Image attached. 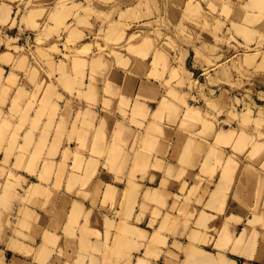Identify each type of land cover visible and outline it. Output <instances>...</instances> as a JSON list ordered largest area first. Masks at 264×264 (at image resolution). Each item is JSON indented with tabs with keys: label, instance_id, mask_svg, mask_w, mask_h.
<instances>
[{
	"label": "rangeland",
	"instance_id": "374dc122",
	"mask_svg": "<svg viewBox=\"0 0 264 264\" xmlns=\"http://www.w3.org/2000/svg\"><path fill=\"white\" fill-rule=\"evenodd\" d=\"M100 1L101 0H97V1L72 0V2H70V0H0V58L1 56L4 57L0 59V61H2V63L9 64L10 68L13 67V69H10L12 72L13 70L14 71L22 70L24 72L25 71L27 72L28 69L32 70L31 68L34 64V67L35 68L37 67L38 70L36 69L37 70L36 73L35 68H33L34 70L32 71H34V73L32 72V74L35 73L38 74L40 72V75L38 74V77L40 78L44 76L45 82L44 81L40 82L42 79L36 77L37 76L36 74H35L36 78H33L35 80L30 81L31 77L34 76V75H30V78L28 77L29 78L28 82L30 81V83L34 85L33 86L29 83L31 89L36 86L35 89H33L34 91H32V93L38 91L37 88L39 82L41 83V85L42 83H44V85H42V87L44 88L48 85V83L51 82L52 87L51 84L49 85L50 88L52 89L53 86L55 87L53 91H54V95L55 94L56 96L58 95L56 98L58 100L61 99L62 103L65 102L66 104H68L74 98H76L78 101L84 99L82 98L84 97L82 96L83 92H85V89H88V87L91 88L90 84H92L93 86L92 91H94L93 94L95 98L97 91L94 89L97 86L98 87L104 86L105 89L108 87L109 88V89L107 88L108 91L111 90L115 84L118 85L120 84L121 86L119 85L120 86L119 88L123 89V92L125 93L134 92L139 81L138 79L133 77L134 73L136 72L134 70H137L138 73V69L135 68V65H138L137 63L138 61L136 60V58L137 55L139 54L137 53V51H135L134 46L136 48L138 47L140 48L142 47V45H144V43H146L144 47L147 48L142 47L143 49L141 48L142 49L141 51L139 49L141 57L140 55H138L139 56L138 60H142L146 63L148 61L150 63V64L149 63L146 64L148 70L150 69L152 70V68L153 69L155 68L154 69L155 72L153 70L154 73L151 71L150 74H148L149 77L147 80H150L149 78L154 80L157 79L158 81L157 80L156 81L157 82L161 81L160 83H162V85L160 84V86L161 87L164 86L163 89H165L163 91L164 93L162 92V94H164L163 96L156 97V99H153L155 102L154 105L156 106V110H155L156 112L153 115L154 116L159 115L157 113L158 111H160L158 107H160L161 109L160 115L162 111L165 110L169 111V113L167 112V114L162 112L164 113L162 116L160 115L157 116L159 120L156 119L155 117L157 122H160L162 124V122L165 121L167 123L165 128L164 126L162 127L160 123H157L156 127L158 126L159 128V124H160V129H161L160 131H162L161 134L172 135L173 137L177 136L176 138H180L181 141H186L185 144H187L188 142L187 146L184 145V147L185 146L188 147L189 144L194 143L193 144L194 146L191 145L192 146L190 147L191 149L188 147L190 149V150L187 149L189 152H187L186 149L183 147L182 151L184 153L186 151V153L190 155L186 157L187 158L186 159L187 163H186V161L184 162L182 160V159L185 160V158L183 157H185L184 155L186 153L184 154L182 152V157L180 162L183 164L182 165L183 167L188 165L187 167H189L190 169L194 168V170H196V168L200 164L201 161L199 162V160H197L198 161L197 163V161L191 159L193 151H196L194 153H197V151H199V153H197L198 154L197 156H202L207 154V157H205L204 161L202 162L200 172L201 173L203 172L208 176L210 175V180L211 179L212 180L209 182L211 184L214 182L213 180L214 177L217 178V175L215 174L220 169L221 170L220 179L216 184V188L218 186L219 188L215 190H209L210 188L209 185L202 187V182L204 181V179L202 180L201 175H195V173H192L191 170L190 172L187 171L188 173L185 171L186 172L185 175L188 174L190 178H194L195 176H197L195 177L196 183L193 184L192 187L190 186V183L185 181L186 183L184 182L180 186L178 191H169L164 193L165 190H161L160 189L161 187L148 188L146 191L143 192L144 194L136 191L138 193L136 194L137 198H133V200L135 199L136 204L138 203L137 205H135V203L133 205V206H137L134 207V209H137L136 221L145 223L147 221V220L145 221V218L148 216L150 217L148 221V227L143 225L147 228V230H145L146 232L143 234V236L145 235V237H141L143 233L142 232L143 229H139L141 230L140 232H142L140 234V232H138V228L133 226L134 228H137L136 235L138 237H141L140 239H138V237L134 235L136 231L134 228L133 230L135 231L132 230L134 234H132L133 233L132 231L131 233L130 230H127L131 226L127 227L128 226L127 225L124 228L123 225L120 226V228L117 226L115 230L117 232L115 234V237L111 241L109 238L108 241L109 244L107 246L108 250L112 252L113 249L114 250L117 249L118 253L117 254L114 253V254L117 256L120 255L122 256V254L118 255L119 250L124 251L126 249L125 250L126 252L127 246H129L132 243V241L135 240L137 242L136 246H135L136 242L134 241L133 248H131L132 247L131 244L130 245L131 249L129 248L128 251L126 252V253L129 252V254H131V252L134 251L137 252L136 253L137 262L135 264H139V262L141 264L142 263L149 264L148 259L155 260L157 264H230L224 258H222L221 255L215 256L212 252L214 249L212 244L214 240V231L216 232V234H219V232H221L219 235L222 238L223 237L222 235L224 234L225 230L227 231L226 233H228L227 226L226 229L224 227L222 228L221 231H219L220 225H216V223L212 221V218H209L210 216L204 217L206 213L204 212L202 205L205 199H207V202L205 204L206 207H209L210 201L211 203H213L212 200H216L217 202L219 201L221 203L226 202V200L234 190L232 189V185L228 186V183L227 186L225 187L222 185L223 184L226 185V182H228L230 177L232 179L231 175L234 172L237 173L238 179L240 180L253 179L256 181V185L254 187V198L256 199V201L261 200L264 194V7H263L264 3H262L263 0H258V1L255 0L256 2H254V0L253 1L220 0L219 3H218L219 0H206V1L205 0H199V1L198 0H193V1L192 0H140L141 3L138 4L137 2H139V0H134V2H132L133 0L132 1L130 0L131 2L129 0L127 1L121 0L123 2H119L120 0H116V1L102 0V2ZM107 1L108 4H106ZM180 1L182 2L180 3ZM186 1L190 2L191 6L193 4L192 6L193 8L189 9V7H191L190 3H189V7L186 6L187 8H185V5H188V2ZM211 2L214 5L210 4ZM250 2L251 3L253 2V4L254 3L257 4H255L256 6L250 5L248 4ZM72 3L73 5L68 7L69 4ZM103 3L108 6H104ZM121 3H123L122 4L123 6L121 5ZM179 4L181 5L179 6ZM140 5L142 6L141 7L142 9L139 8ZM257 5L258 6L261 5L263 8L261 7L258 10ZM117 6L118 7L120 6L119 9L116 8ZM103 7H106L105 8L106 10ZM129 7L131 9H128ZM97 9L100 10L102 14L105 13L104 15L106 16L100 15L101 17H99V14L101 13H99ZM111 9L113 11L115 10L116 14L115 12L113 13ZM59 10L60 12L55 13L56 11ZM109 10H111L110 14H109L110 12ZM120 10L122 11V13ZM143 10L146 11L147 14L145 13L144 16L143 15L141 16V14L139 15L138 14L139 12L141 13L143 12L142 14H144ZM54 13L57 15V17L59 16L58 17L59 19H56L57 17L54 18L56 16ZM183 13L184 14L188 13L187 17L190 14L189 18H187L186 16L185 18L183 16ZM53 14L55 15L54 17ZM135 14H137V16ZM181 14L182 17H180ZM79 17L80 20L78 19ZM134 17L136 21L134 20ZM131 18L133 19L131 20ZM125 22L126 24H122ZM62 25L66 27H63ZM126 25H128V27H126ZM74 31H78L76 33H80L81 36L82 35L83 36L80 38L78 34H76L78 36V38H76ZM85 44L86 46L88 44L89 45L87 47L86 46L83 47L82 45ZM129 44L131 46H129ZM118 45H120V47H117ZM149 48L152 50H150ZM79 49L80 51H78ZM144 49H147L146 51L149 52L148 53L145 52ZM133 50L137 53V55L133 52ZM154 50L157 51L155 52ZM142 52L146 57L143 55ZM113 53H115V56L113 55ZM118 53H120L119 54L120 56L123 54L121 56L123 57V59H126L127 57L129 58L127 59L129 61L126 60L128 64H125L127 62L124 63V66L125 65L127 66L125 67L122 66L123 65L122 60L121 58L119 59ZM115 58L117 59L116 61L117 63L115 62L116 60ZM22 59H24V62L22 61ZM75 59L79 61L81 60L80 62L76 61V63L78 62L79 65H75L76 64ZM100 59L101 61H99V63L102 62V65L100 64V66L103 67L106 65L105 68L104 67L102 68L98 65L99 64L98 60ZM92 60L94 62L97 61V63H94ZM83 61L86 62L83 63ZM81 63H83L82 66ZM55 64L56 66H54ZM65 64L66 65L69 64L68 68L70 67L74 68V66H76L78 70L74 69L75 71H72L73 69H70L69 70L70 72H67L68 69L65 68L67 67L65 66ZM118 64L122 67V69L121 67H119ZM130 64L133 65L131 66ZM59 65H61L62 68H60ZM153 65L156 67H154ZM98 66L100 69H97ZM114 68L121 71L122 74H120L117 77H115V75L107 76V73L110 72V70L112 71V69ZM123 68L125 69L127 68L128 70L126 69L127 70L126 71ZM52 69L54 70L55 73L51 72ZM58 69L60 70V72ZM128 71H133L134 73L133 72L130 73ZM29 72L30 71L27 72L28 76H29ZM49 72L51 73L48 74ZM186 73L188 78L185 77ZM47 74L48 76H46ZM59 74L60 76L63 75V81H60L61 80L60 78H62V76L60 77ZM153 74H154L153 76L154 78L151 76ZM155 74L157 75L155 76ZM69 77L70 79L72 78V81L71 80L69 81L68 79ZM123 77L124 79H122ZM181 78L183 79V81L181 80ZM163 79L167 81H164ZM113 81H115V83ZM69 82H72L70 83L72 84L71 86ZM108 82L111 86L113 85L111 89H110L111 86L108 84ZM94 84L96 85V87ZM87 85L88 87H86ZM81 87L84 88L82 89ZM59 88L61 90L60 95L59 93L57 94ZM75 88L77 89V91L80 90V92L82 91L83 92L79 94V92L75 91L76 90ZM40 90L41 92H39ZM50 90H47L45 88V91L47 92L44 93L51 95L50 93H48V91L50 92ZM30 91H29V95L32 94L30 93ZM39 91L38 92L40 94H38V96H41L42 94L40 99L42 105L43 104L42 98L45 94L43 95V89L41 88V86L39 87ZM92 91H90V93ZM38 92L32 94V96L30 95L32 97L30 101L32 100L31 102L34 101L35 102L29 103V105L36 104V100L38 99L36 95ZM63 92H66V94L63 95ZM76 92L79 95L78 94L75 95L74 93ZM86 93L88 94L89 91H87ZM90 93L88 94L89 96ZM68 94H72L71 99H69L70 96ZM51 97L53 98V96ZM34 98L36 99L34 100ZM90 98H93V96L89 97V99ZM95 98L91 100L96 102ZM137 98L135 100L136 105L139 102V98L138 101ZM46 100L43 101L46 102L47 105H49L50 104L49 102L52 101V99L48 100L49 102ZM122 100H121L122 103L125 102L129 103L127 101L128 99L125 101L124 96ZM158 100L161 101L159 102ZM168 100L172 102V105L173 103L176 104L174 106H176V108L178 109H176L173 106H170L171 104L167 103L169 102ZM52 102L51 104L54 103ZM56 104L57 102H55L53 105ZM138 104L139 105L137 107L140 106L142 107V105H140V102ZM47 105H45L44 108L46 109V111L50 109L51 111L50 116H52L53 114H55L54 110L52 111L54 107L49 106V109H47L48 108ZM33 106L30 107L32 108ZM58 106L59 105L57 104V107ZM190 108L191 110H189ZM135 109L137 110L136 106L134 107V110ZM192 109L193 110L195 109L196 111L195 110L192 111ZM80 110L81 109L79 108L78 111L79 115L77 114L78 115L77 120H79L80 117L83 118L82 121L91 119L89 118V116H87L85 112L81 113ZM140 110L137 112H141L143 109L141 111ZM191 111L194 113L190 115L191 117L192 115L194 116L196 114L192 118L188 114V112ZM182 112L183 113L186 112L185 115H183ZM196 112H198V115ZM80 114L83 117L80 116ZM186 114L190 118V121H188L189 118L186 116ZM189 124L191 125L194 124V125L191 126ZM197 130L200 131L197 132ZM221 133H223V135H220ZM224 134H226L225 137ZM83 135L84 134H82V136ZM198 139H201V141ZM190 141L193 143H190ZM205 141L207 142L205 143ZM200 143H203V145H201ZM83 144H79V146L80 145L83 146V147L80 146V148H86V145L84 147ZM198 146L200 147L197 149ZM208 147L210 148L209 152H208L209 150ZM96 149L95 151L97 152ZM67 150H69V148L65 149V155L67 156L65 158V155H63L64 160L62 158L61 160L62 164L60 163L61 168L59 166V169L61 170L60 172L62 173L60 176L62 177L63 175V179L65 177V174L68 172L69 169L68 165L71 163L70 154L68 157V152H66ZM79 152L80 151L77 152L78 155ZM80 154H82V152ZM75 155L77 154L75 153ZM219 155L221 156L219 157ZM82 156L84 155L82 154L79 155L78 157L75 156L77 159L73 161V164L75 165V161L77 163L78 158ZM216 158L219 161L216 160ZM89 160H87L86 157L84 156V158L81 159L83 164L80 161L79 163H81V166H79L80 165L79 164L78 169L81 171H83L86 167L90 169V167L88 166L91 165L95 166L94 168H97L96 167L97 164L96 163L91 164L92 162L88 163ZM213 160L217 161L218 163L216 162L215 164ZM91 161H93V163L95 162L94 159ZM30 162H33V160H30ZM110 162L111 164L114 163L112 161ZM183 162L186 164H184ZM209 162L210 165L215 164V166L210 167ZM34 163L35 162L31 163V165L33 164L34 166ZM85 163L91 165L87 166ZM232 163L233 164L235 163V165H233ZM47 164L45 166H47ZM74 165H72L73 169L75 171H78L76 170V168H74L78 166H74ZM217 165L220 167H218ZM230 167H232V170L230 171V173H228L226 169ZM32 168L33 167L31 166V169ZM48 168L50 169V167ZM87 168L86 170L90 172L91 169L89 170ZM94 168L92 167L93 172L92 171L90 172L91 176H93L94 173H96ZM88 171L87 173H89ZM64 172L65 174H63ZM182 172L185 173L183 170H181V175H180L181 177L184 175ZM212 172L213 174H211ZM226 172L228 173L227 175L225 174ZM8 175L10 176H7L5 183V185L8 186V187L5 186L6 199H9L10 197V193L12 192V190L10 189H13L15 187H21L22 185L21 184L22 180L20 179L21 178L20 176H16L14 175V173L13 175L11 174ZM223 175L226 176L222 177ZM198 177L201 178L202 181L198 179ZM42 179L44 178L42 177ZM63 179L61 178L59 180L62 181ZM197 179L201 182L199 183L200 187L197 184L199 182ZM223 181H225V183H223ZM10 182L15 183V186ZM220 182L223 184H221ZM184 184L185 186L183 187ZM9 185H11V187L13 188H9ZM162 185H164V183H162ZM165 186L167 185H164V188ZM171 186L176 187L175 185H169V187ZM111 188L112 187H110V190H112V192L114 193V195L111 193V197L113 196L112 199H114L113 201H115V204L109 202L110 214L117 215L121 217L122 220L123 219L127 220L130 217L132 218L134 212L132 213L131 210L128 211L131 206L127 210L128 214L131 212L130 213L131 215H129V217L128 215H126L127 218L125 215H124L125 218L122 217L123 216L122 213L126 209L123 204L124 200L127 201L129 199V198L127 199L128 194L126 195V193H129L130 191L129 190L128 192L125 191L123 193L124 195L122 193H119L123 198L121 197L120 200L122 203V205L120 204L121 205L120 211L117 212L115 205H117L120 202L118 200V197L116 198L117 194L115 193L117 192L113 191V189ZM188 188L190 189V191H188ZM110 190H109V194H110ZM107 191L105 192L106 194ZM161 191L162 193H160ZM87 193H85L88 195L86 197L89 198L91 194L89 192ZM105 193H104V198H107L106 196L108 194L105 195ZM170 193L171 195L169 198ZM133 194L132 196H134ZM129 196H131V194H129L128 197ZM132 196L130 198H132ZM111 197L110 199L107 198L104 201L105 202H108L110 200L112 201ZM137 199H140V201H137ZM149 199L152 201V203ZM132 202L130 203L132 204ZM199 208H201L203 214H202L201 222L197 223L196 219L197 220L199 219V214H198ZM222 210H223L222 207L219 208V211ZM256 210L257 209H253L252 211L256 213L255 212ZM125 214H127V212H125ZM124 222L126 223V221ZM109 227L111 228V226ZM126 231H129V233L131 234H128V232ZM207 233L212 235V237ZM121 235L124 237L125 240L126 239L131 240L126 238L129 237L130 235L131 237L132 235L134 236L132 238L133 240H131V242L129 241L130 242L129 245L125 246L128 243L125 242L123 239H121V237L119 238V236ZM124 235L127 236L125 237ZM116 238L118 240L115 241ZM211 238L212 240L210 241ZM119 239H121L122 242H124L125 249H123V245L121 244L120 242L121 240ZM240 240L241 239H238L237 243L241 242ZM218 241L220 242V239ZM222 241L223 244L225 245V243H228V241L230 240H227V238H225L224 235V238H222L220 243H222ZM219 242L218 244L215 245L216 249H219L220 245L221 247L224 246L223 244L219 245ZM138 243L139 246L142 247L136 248L138 247ZM197 244L200 246H198ZM121 245H122L121 248L122 250L118 249ZM111 252H110V254L112 255L111 257H113L114 259L111 258L112 260H110L111 262L109 261V264L111 263L114 264L117 261V258L115 262L113 261L117 256L115 255L113 256L112 253L114 251L112 253ZM110 254L108 252V256L107 259L105 260V264H108L107 260H109L108 257ZM121 256L119 257L120 259L119 261H117L118 262L117 264H126L127 263L125 258L126 254L125 256L123 255V258ZM129 257L127 256V258L130 259L129 261L130 264H134L133 258H135V256L129 255ZM129 262L127 264H129Z\"/></svg>",
	"mask_w": 264,
	"mask_h": 264
},
{
	"label": "crops",
	"instance_id": "0c3cea01",
	"mask_svg": "<svg viewBox=\"0 0 264 264\" xmlns=\"http://www.w3.org/2000/svg\"><path fill=\"white\" fill-rule=\"evenodd\" d=\"M2 66V67H1ZM2 69V71H4V73H2V72H0V76H1V82H0V85L2 86H5L6 84H8L7 86L8 87H12V85H14L13 87H12V89H11V87H10V89L8 88V90H7V86H5L4 87V89H3V86H2V88H0V91H1V89H3L4 91L5 90H7L5 93H6V95L4 94V91L2 90V92L1 93H3V96H5V97H3L2 96V98H1V102H2V100H3V98H5V100H9V101H7V102H5V100H4V106L2 105V103L0 104V105H2L1 107H0V111L3 113H0V120L3 122V120H2V117L3 118H5L6 119V117H5V115H7L8 113H10V114H8V116H12V114L13 113H15V114H17V116H15V114H13V116L12 117H10L11 118V120H10V118L9 117H7V120H4L5 122H6V124H7V128L9 129H7L6 128V126H5V122H3V124H4V127L7 129V131H9L8 132V135L6 134L7 133V131H4L3 132V129H4V127L1 129L0 128V130L5 134V136H6V138L3 136V140H2V135H3V133L0 131V133L2 134L1 135V137H0V140H2L0 143H1V147H0V166L2 167V168H5L4 170H5V172H6V175H5V172L3 171V169H1L2 170V172H4V174H2L1 175V173H0V176H1V178H0V180H4V181H2V183H6V178H7V175L9 174V172H11V173H15L16 174V172L18 173V174H16V176L18 175V176H20L21 177V180H22V185H21V187H15V189H13L12 190V192L14 193H12L11 192V196H10V198L9 199H6L4 196H5V194L3 193V191L5 190V188H4V184H2L1 183V181H0V264H105V260L107 259V256H108V252H109V250H108V241H109V239H108V236H109V238L111 237V240L114 238V236H115V234H116V231H115V228L118 226V224H119V226L118 227H120L121 225H123V222L125 221L124 219H123V221H122V219H121V217H119V216H117V215H111L110 214V210H109V206H110V204L109 205H107L106 203H104V193L107 191V187H108V185L110 184V186H112V188H113V190L114 191H116L117 193H118V198L120 199L121 198V196H120V194L119 193H122V192H124V190L125 191H127L126 189H128V190H130V189H132V188H134V186H136V188H135V191H138V192H141V193H143L144 191H146L148 188H160V189H164V188H162L163 187V185H162V183H164V182H168L167 184H165V185H167V186H165V190L166 191H178L179 190V188H180V186L182 185V181L184 182V181H187L188 183H190V186H192L193 184H195L196 183V176L194 177V178H191L190 179V177L188 176L187 177V175H183L182 177L180 176L181 175V170H182V168H183V166H182V163L180 162V160H181V157H182V150H183V147H184V145H185V143H186V141H181V139L180 138H176V137H173L172 135H166V137H165V135L164 136H162L163 134H161V135H159V134H157V136H160V137H157L156 136V133L155 134H153V135H151L152 133H154V131H155V129L153 128V127H151L154 131H152V129L150 128V129H148V130H150V135L148 134V130L146 129V128H149V125H151L152 126V124H153V122L155 123V117H154V115L153 114H155V110H156V106L154 105L155 104V102H154V98L155 97H160L161 95H162V92L164 91V89L160 86V84H159V82H157L156 80H153V79H150V80H147L148 79V76L147 75H145V76H143V75H141V76H137V79L139 80L138 81V84H137V87H138V85H140L142 82H141V79H142V81L144 80V81H146L147 80V82L150 84V85H152V87H153V85H154V88H158V90H159V93H158V90H156L155 89V91H153L152 90V92L153 93H156V94H153L151 91H150V93H149V91L148 90H143V92H141L142 90H141V87L139 88H137L136 87V92L134 93V92H129V93H124L123 94V89H119V85L118 86H116L118 89H116V90H118V95H117V93H115L116 92V90L114 89V88H112L110 91H106L107 92V94H106V92H105V88L104 87H102V89H103V91L102 90H100V92L98 93L99 94V96H101V97H99V98H97V99H99V100H97L98 102H99V104H97L98 102H94V104H92L91 105V103H93L92 101L90 102V100H89V102L88 101H86V99L84 98V99H82L81 101H78L76 98H74L70 103H68V104H66V103H62V101L59 99V100H57V98L55 97L54 98V100H52L53 102H57V104L60 106L57 110L58 111H55V117H54V115H53V117H54V119H53V123H51L50 125L52 126L53 125V127L55 128V130H53L54 128L53 127H50V125L48 124V123H50V120H49V122H48V120H47V118L49 117V115H46V113L47 114H49L50 112H49V110L48 111H44L43 112V110L41 109V111L43 112V113H41L42 114V116H41V118H40V116L38 115V116H36L37 114L36 113H38V112H40L39 111V109L40 108H42V107H38V106H41V103H39V102H41V101H39V100H37V103L36 104H34V106L32 107L33 109H34V111H32L31 109H29L30 107H28V105H29V99H30V95H29V91L31 90L30 89V85H29V82H28V74L27 73H25L24 71H22V70H20L21 72H19L18 71V73H16L17 71H15V72H12L11 70H10V67H9V64H7V63H2L1 61H0V70ZM24 72V73H23ZM11 73H14V75H16L17 77V81H16V79H15V83H20V84H15V83H13V82H11V80L13 81V78H10L11 80H9V77H11L10 75H12ZM22 73V74H21ZM8 74V75H7ZM27 74V75H26ZM4 75V76H3ZM13 75V76H14ZM25 75V76H24ZM22 76H23V78H24V81H22ZM143 76V77H142ZM15 77V76H14ZM21 77V78H20ZM27 77V78H26ZM6 78V79H5ZM43 78V77H42ZM41 77H40V79H42ZM141 78V79H140ZM20 79V80H19ZM26 79V80H25ZM6 80V81H5ZM9 80V81H8ZM7 81L10 83L11 82V84H9V83H7ZM20 81V82H19ZM22 81V82H21ZM25 81H26V83H25ZM152 81V82H151ZM4 84H3V83ZM24 82V83H23ZM153 82H155V83H153ZM13 83V84H12ZM21 83H22V85H21ZM140 83V84H139ZM26 84H27V86H26ZM19 85V86H18ZM115 85H117V84H115ZM157 85V86H156ZM0 86V87H1ZM17 86L18 87H20V89L21 88H23V92L25 91L26 93H23V94H25V95H23L22 96V93L20 92V90L18 91V89H17ZM24 87H26L25 89H27V91L24 89ZM160 87V88H159ZM14 88V89H13ZM17 90H16V89ZM33 89V88H32ZM105 89V90H104ZM113 89H114V91H113ZM138 89V90H137ZM162 89V90H161ZM9 90H11V91H9ZM17 91V94H18V92L21 94V96L22 97H20V96H18L19 98H16V97H14V95H13V100H14V98L15 99H18L19 101H18V103L17 104H15V106L17 107V109L18 108H20V106L22 105V107L21 108H23L24 109V111H25V113H23V109H19V111L17 110V109H15L14 107H12V106H14V102H15V100H14V102H10L11 100H10V98L12 99V94H16V92H14V91ZM141 90V91H140ZM21 91H22V89H21ZM32 91V90H31ZM60 88L58 89V93H60ZM111 91H112V93L114 94H116L117 95V97L115 98V94L114 95H111L110 93H111ZM148 91V92H147ZM7 92H8V94H7ZM11 92V93H10ZM14 92V93H13ZM28 92V93H27ZM120 92V93H119ZM0 93V96L2 95ZM102 93V94H101ZM106 95H104V94ZM143 94L144 93V97H145V95H146V99L147 98H149V96H150V99L151 98H153L152 100H150V99H145L144 97H140L139 98V101H140V103H142V104H144V105H142V107L144 106L145 107V110H144V114L145 115H141V114H143V112H140L141 114L140 115H138L139 113L137 112V111H135L136 113H134V107H133V109H131V107L132 106H134V105H132L133 103H135V101L134 100H136V97L137 96H141V95H139V94ZM148 93V94H147ZM16 94V95H17ZM20 94H18V95H20ZM26 94H28L27 96H26ZM64 94H66V92H63V95ZM77 93H75V95H76ZM101 94V95H100ZM132 94V95H131ZM134 94V95H133ZM150 94V95H149ZM160 94V95H159ZM9 95V96H8ZM69 95V94H68ZM67 95V96H68ZM111 95V96H110ZM124 96V97H126V98H128V99H130L129 101V105H126V106H124L123 104H125V103H122L121 102V100H122V96L119 98L118 96ZM129 95V96H128ZM135 95H137V96H135ZM147 95H148V97H147ZM154 96V95H156V96H154V97H151V96ZM159 95V96H158ZM70 97V99L72 98L71 96H72V94L71 95H69ZM130 96H131V98H130ZM135 96V97H134ZM6 97H7V99H6ZM87 97V96H86ZM89 97V96H88ZM88 97H87V100H88ZM103 97V98H102ZM107 97L109 100L111 99V102L113 101V103H111V102H108L109 104H110V107H107V106H109V104L107 105L106 104V106H104L105 105V102H106V100H107V98L105 99V98ZM110 97H113V98H110ZM134 97V98H133ZM39 98H41V96H39ZM119 98V99H118ZM28 99V100H27ZM103 101H102V100ZM121 99V100H120ZM134 99V100H133ZM145 99V100H144ZM56 100V101H55ZM104 100H105V102H104ZM118 100H120V101H118ZM127 100V99H126ZM149 100V101H148ZM96 101V100H95ZM142 101V102H141ZM17 102V101H16ZM15 102V103H16ZM22 102V103H21ZM24 102V103H23ZM26 102V103H25ZM89 103V104H85V103ZM102 102H103V104H102ZM115 102V103H114ZM116 102H118V103H116ZM133 102V103H132ZM122 103V104H121ZM25 104V105H24ZM62 104V105H61ZM115 104H118L117 105V107L115 106ZM20 105V106H19ZM24 105V106H23ZM67 105H68V110L70 111V114H67V112H68V110H67ZM81 105V112L83 111V112H85L86 114L88 113V111L90 110V111H92L94 114L95 113H97V117H95L94 119H91L90 121H91V123H92V120L94 121V123H88V125L89 124H91V125H93V128L91 127V126H89V128H91L90 130H91V132H89V130L88 131H86L87 133L89 132V133H92V134H89V135H91V137L89 136V135H87L86 134V132H85V135H87V136H85V141H84V144L86 143L88 146H90V147H87L86 146V148H82L81 150H80V147H79V144L81 143L82 144V139H81V137H80V135H78L79 133H83V131H85L86 129H88V128H84V127H86L87 125V122H88V120L86 121H81V118L79 119V120H77V114H78V111H79V106ZM86 105V106H85ZM89 105H90V107H89ZM95 105V106H94ZM96 105H98V106H96ZM123 105V106H122ZM146 105V106H145ZM19 106V107H18ZM62 106V107H61ZM72 106V107H71ZM74 106V107H73ZM77 106V107H76ZM92 106V107H91ZM94 106V107H93ZM119 106V107H118ZM127 106H129L128 108H127ZM39 108L38 109V111H36V108ZM84 107V108H83ZM100 107L102 108V109H100ZM112 107H113V110H112ZM124 107H126V108H124ZM3 108V110H1ZM11 108H14L15 110H16V112H14L15 110L13 109H11ZM28 108V111H26V109ZM62 108V109H61ZM71 108H73L72 109V112H71V110L70 109ZM90 108V109H89ZM119 108H121V112H122V110L124 111V112H122V113H125L124 115L120 112V109ZM123 108V109H122ZM146 108H147V111H146ZM149 108H151L150 110H149ZM61 109V110H60ZM77 109V110H76ZM98 109V110H97ZM119 111H118V110ZM154 109V110H153ZM10 110H12V111H10ZM22 110V111H21ZM67 110V111H66ZM104 110V111H103ZM107 110V111H106ZM110 110V111H109ZM117 110V111H116ZM133 110V111H132ZM60 111V112H59ZM113 111H115V112H113ZM149 111V112H148ZM152 111V112H151ZM154 111V112H153ZM13 112V113H12ZM21 112H22V114L24 115V114H26L27 112L29 113H27V120L26 119H24L23 117L24 116H20L19 114H21ZM34 112H36V113H34ZM66 112V113H65ZM74 112V113H73ZM76 112V113H75ZM104 112V113H103ZM113 112V113H112ZM147 112V113H146ZM12 113V114H11ZM60 113L62 114L61 115V118H58L59 116H60ZM64 113V114H63ZM69 113V112H68ZM100 113V114H99ZM110 113V114H109ZM134 113V114H133ZM21 114V115H22ZM33 114V115H32ZM38 114H40V113H38ZM45 114V115H44ZM59 114V115H58ZM66 114L68 115V117H66ZM102 114V115H101ZM136 114V116H133L134 117V120H133V118H132V115H135ZM65 115V117L66 118H69V120H66V118L65 119H63V116ZM73 115V116H72ZM88 115V114H87ZM100 115V116H99ZM114 115V116H113ZM14 116H15V118H14ZM19 116L20 117H22V119L23 120H25L23 123L24 124H22V125H24V128L23 127H21L20 125V121H21V123H22V119H20L19 118ZM46 116V117H45ZM72 116V117H71ZM95 116H96V114H95ZM115 116H116V118H115ZM128 116V117H127ZM138 116H141V117H145V119L144 118H138ZM154 117V118H152V117ZM17 117V118H16ZM31 117V118H30ZM37 117H39L38 118V120L36 119ZM75 117V118H74ZM114 117V118H113ZM124 117V118H123ZM147 117V118H146ZM9 118V119H8ZM100 118V119H99ZM105 119V120H103V119ZM135 118H137V119H135ZM30 119H34L35 121L34 122H38L37 124L39 125V126H37V125H35L34 127L32 126V124L31 123H34L33 121H30ZM40 119V120H39ZM64 120V124L65 125H67V126H64L63 125V129H62V125L60 124V123H62V121ZM71 119V120H70ZM74 119V120H73ZM99 119V120H98ZM130 119V120H129ZM135 122H140V121H142V122H140L139 124H141V126L143 127V125H144V128H142L141 126L139 127V126H137V125H132V123H131V121L132 120ZM150 119H151V121H150ZM153 119V120H152ZM10 120V124H11V121L14 123V121H15V123L17 124V122H18V124L17 125H19L20 127V129L17 131V130H14L15 128H16V126H15V124H14V126H13V124H11V125H9V122H7V121H9ZM58 120H59V122H58ZM62 120V121H61ZM65 120H66V123H65ZM77 120V121H76ZM102 120H103V122H102ZM118 121V123L120 124H118L119 126H121V127H123V126H125V129L123 128V132H121L122 131V128H118L119 126L118 125H115L117 122H114V121ZM123 121V122H120V121ZM138 120V121H137ZM146 122V124H145V122ZM0 121V126L1 125H3L2 124V122ZM27 121V122H26ZM29 121V122H28ZM52 121V120H51ZM69 121V122H68ZM76 121V122H75ZM89 121V122H90ZM100 121V122H99ZM106 121V122H105ZM113 123H112V122ZM45 122V124H43ZM60 124V126L58 125V123ZM67 122H68V124H67ZM73 122H75V123H73ZM79 122L80 123H83L84 124V122H85V125L83 126V128H84V130H83V128H82V125L83 124H80L79 125ZM101 122L102 123H105V124H103L104 125V128H103V126H101L102 124H101ZM131 123V124H129V123ZM148 122V123H147ZM150 122V123H149ZM56 123H57V125H58V127H59V129H60V131L59 132H65V135H64V133H62L61 134V136H60V133H59V136L61 137H59L60 139H61V142H60V144L58 145L57 144V141L59 140L60 141V139H57L58 138V135L56 136V132L55 131H57V130H59L58 129V127H57V130H56ZM69 123H71V124H69ZM109 123H111V125L109 124ZM123 123V124H122ZM143 123V124H142ZM158 123H160V122H158ZM28 124V125H27ZM29 124H31V126L29 125ZM46 124H48V126L50 127H48L47 126V128H45L46 127ZM63 124V123H62ZM96 124V125H95ZM98 124V125H97ZM122 124V125H121ZM127 126H129V127H127ZM137 124V123H136ZM156 124H157V121H156ZM9 125V126H8ZM26 125H27V127H26ZM44 126V128H43V126ZM73 125H74V127H73ZM75 125L77 126L76 128V130L74 129L75 128ZM110 125V126H109ZM167 125V123L164 121V122H162V125L161 126H164V128H165V126ZM10 126L12 127V129L10 128ZM40 126H42V127H40ZM79 126H81V127H79ZM101 126V127H100ZM107 126H108V128H107ZM116 126V127H115ZM118 126V127H117ZM147 126V127H146ZM154 127L156 126L155 124L153 125ZM18 127V126H17ZM30 128V130H29V128ZM36 127H38V129L36 128ZM64 127H67L66 128V130H64L65 128ZM70 127H71V130H70ZM81 129L82 128V130L83 131H79V128ZM88 127V126H87ZM96 127H98V128H96ZM113 127V128H112ZM14 128V129H13ZM34 128V129H33ZM43 129V130H41V129ZM49 128V131H44V130H46V129H48ZM96 128V129H95ZM100 128H101V130H100ZM114 128H117L118 129V131H120L121 133H119L118 131H116V132H118L117 134H120L121 135V137H120V135H117V136H119V137H117V138H121V142L120 141H118V139H116L115 137H116V133H114L115 132V130H114ZM133 128V129H132ZM23 129V131H21ZM26 129H28L29 131H28V134H31L32 132V135H33V137L31 136L30 137V139L31 138H33L34 140L31 142L29 139V141L27 140V136H28V134H27V131H25ZM32 129V130H31ZM35 129H37V130H35ZM70 130V132H68L69 130ZM104 131H103V130ZM114 131H113V130ZM121 129V130H120ZM140 129V130H139ZM5 130V129H4ZM11 130V131H10ZM13 130V131H12ZM41 130V131H40ZM50 130H53V131H51L50 132ZM64 130V131H63ZM74 130V136H72V135H70L71 133H72V131ZM78 130V134H77V131ZM97 132H96V131ZM98 130H100L101 131V133L103 134H101L100 133V131H98ZM109 130H110V132H109ZM111 130H112V134H111ZM126 130V131H125ZM128 130L130 131V130H132V131H130L131 132V134H130V132H129V134H128ZM144 130H146L145 132H144ZM32 131V132H31ZM39 131H40V134H39ZM108 133H107V132ZM124 131L126 132V134L124 133ZM10 132H12V134L10 135ZM17 134V137H16V135H15V133ZM18 132V133H17ZM25 132H26V134H25ZM31 132V133H30ZM34 132H35V134H34ZM43 132V133H42ZM44 132H46V133H48V132H50V135H48V138H46L47 139V141L48 142H51V144L52 145H54L55 144V142H56V144L58 145V148L56 149V151L57 152H59V153H56L55 154V156L54 155H52L55 151L53 150V149H55V148H52V145L50 144V143H48L47 141H45L44 140V143L43 144H41L42 143V139L44 138V137H46V133L44 134ZM52 132H55V133H52ZM96 132V133H95ZM100 133V135L99 136H101L100 137V139H99V136H97L99 133ZM132 132H133V134H132ZM141 132V133H140ZM52 133V134H51ZM68 133V134H67ZM98 133V134H97ZM113 133H114V135H115V137H114V139L115 140H113V137L112 136H114L113 135ZM134 133L135 134H137V135H135L134 136ZM146 133H147V136H146ZM19 134V135H18ZM49 134V133H48ZM106 134V135H105ZM107 134H108V136H107ZM144 134V135H143ZM9 135H10V138H9ZM15 135V136H14ZM23 135V136H22ZM36 135V136H35ZM37 135H39V136H37ZM42 135H44V137H42ZM53 135V136H52ZM64 135V136H63ZM66 135H68V137L66 136ZM69 135H70V139L71 140H73V141H71L70 139H69ZM126 136V138L127 139H125V136ZM129 135V136H128ZM130 135L132 136V137H130ZM141 135H143V136H146V137H143V136H141ZM14 136V137H13ZM22 136V137H21ZM30 136V135H29ZM77 136H79L80 137V139L81 140H79V137H77ZM94 136V137H93ZM122 136H123V138H122ZM128 136V137H127ZM157 137V144H155L156 142H154L153 141V143L156 145V151H155V149H154V144H153V146H150V145H152V144H150V142H148V141H146V144L145 145H147V144H149V145H147V147L146 146H142L143 144V140L144 139H142V138H145V139H147V137ZM55 137H57L56 139H57V141L55 140ZM73 139H72V138ZM76 137H77V140H79V141H76ZM87 137V138H86ZM90 137V138H89ZM96 137H98V138H96ZM130 137V138H129ZM136 137V138H135ZM140 137H141V139H140ZM151 137V138H152ZM8 138H9V140L11 139V138H13V141H15L14 140V138L16 139V144H15V142H13L12 140H8ZM26 138V141H27V143H25V141H24V143H23V139H25ZM29 138V137H28ZM38 138V139H37ZM93 138H94V141H93ZM110 138V139H109ZM134 138V139H133ZM38 140V142H37V144H36V141ZM40 139H41V141H40ZM45 139V138H44ZM87 139V140H86ZM103 140V141H105L104 143L102 142V144H101V141H99V142H97V143H95L96 141L95 140ZM122 139L124 140V141H126L124 144H127V146H125L124 144H123V141H122ZM136 139V140H135ZM162 139V140H161ZM164 139V140H163ZM5 140V141H4ZM32 140V139H31ZM36 140V141H35ZM52 140V141H51ZM54 140H55V142H54ZM66 140V141H65ZM69 140V141H68ZM108 140H110V141H108ZM117 140V141H116ZM128 140H129V142H128ZM132 140H135V143L137 142L139 145H137V143L135 144V143H132L133 141ZM140 140H142V141H140ZM152 140V139H151ZM21 141V142H20ZM76 141V142H75ZM86 141H88L89 142V144H88V142H86ZM91 141V142H90ZM108 141V142H107ZM145 141V140H144ZM177 141H181V142H177ZM10 142H12V143H10ZM19 142V143H18ZM28 142H29V144H31V146L30 145H28ZM41 142V143H40ZM53 142H54V144H53ZM80 142V143H79ZM108 144H107V143ZM112 142V143H111ZM117 144V146H119L121 149L119 150V152L120 153H118V155L120 156L119 158L118 157H115V162H114V164H112V166L114 167L113 168V170H112V168H110V167H112V166H110V165H107V163H108V160L109 159H111V157H113V155H112V153L111 152H115V151H112V150H110V149H113V147H115V143ZM142 142V143H141ZM177 142V143H176ZM6 143V144H5ZM10 143V144H9ZM18 143V144H17ZM22 143V144H21ZM92 143H93V145H92ZM98 143H100V144H98ZM141 143V144H140ZM159 143H161L162 144V146L164 147H162L161 146V148H160V146L158 145ZM170 143V144H169ZM5 144V145H4ZM14 144H15V146L16 147H18V145L21 147V148H25L26 146H25V144H27V147L28 146H30L28 149H26V150H28V153H26L27 155V158L26 157H23L24 155H25V149L23 150V151H21L20 150V147L19 148H16L15 146H14ZM41 144V145H40ZM49 144V145H51V149L50 148H48L49 147V145L47 146V145ZM56 144H55V146H53V147H57L56 146ZM85 144V145H86ZM95 144L96 145H100L99 147H101V145L103 146V149H102V147L100 148V149H102V150H100V152H102V153H96L95 155L94 154H92V152L94 151L93 149H95L94 148V146H95ZM103 144H105V145H103ZM121 144H123L122 146H120ZM131 144H132V148H131ZM134 144V145H133ZM181 144V145H180ZM10 145V147H15V148H13L12 149V151L8 148V150H9V153L11 154V156L9 155H7V153H8V150H7V147ZM11 145H13V146H11ZM22 145H23V147H22ZM34 145H36V147L37 146H39L38 148H42V145H43V147H44V145L46 146L45 148H43V150L41 149V151H43V155L41 154V155H39V156H42V158L40 157L39 158V161H38V159H37V162H36V164L38 165H36L37 166V168H36V166H35V173L32 171V173H30V162H28L29 163V165H27L26 163H27V161H29L28 160V158H29V156H30V153H31V151H32V154H31V158H32V156H33V158L32 159H30V160H33V159H35V154H37V153H35V151L37 150V148L36 147H34ZM69 145V146H68ZM112 145V146H111ZM166 145V146H165ZM173 145V146H172ZM180 145V146H179ZM183 145V146H182ZM6 147V151L4 150L5 149V147ZM61 146V147H60ZM77 146L79 147V148H77ZM110 148H109V147ZM116 146V147H117ZM153 147V149L154 150H152V153L151 152H149V154L151 155H149L148 156V152H147V150L149 149L148 147ZM34 147V148H33ZM92 147V148H91ZM95 147H97V146H95ZM105 147H108V148H106V149H108V150H106L105 149ZM115 147V150L118 148H116ZM140 148V152H141V150L143 149V152H141L142 154L144 153V150H145V152H147V153H145V158L143 157L144 156V154H143V156H142V159L141 160H145L146 161V158L148 157V160L149 161H144V165L145 166H147V162H148V166L145 168V169H150V170H146L145 171V169L143 170L142 169V171H139V167H141L142 168V166L141 165H143V164H141L140 163V159H139V163H138V160H136L137 159V157H138V149ZM141 147H143V148H141ZM179 147V148H178ZM47 148H48V150L50 149V150H52V151H54L52 154L50 153V151H48L49 153H50V155H48V156H45V152H47ZM66 148H69L70 149V151H67L69 154H70V158H71V160H73V159H75L74 157H75V152H74V149H75V151L77 150V151H81L82 153H83V155L86 157V159H93L94 157H97L96 155H98V157H97V159H98V161H99V163H100V165H99V163H97V168H96V173L92 176V178L91 177H89L90 176V173H86L85 174V180H84V178H82L85 182L87 181V184L84 182L83 183V180L82 179H80L81 178V176H83V174L85 173L84 172V170H83V172L82 173H80V172H78V171H72L71 170V168H70V166H69V169H68V172L65 174V176L66 177H64V180H65V182H64V180H62V182L61 181H59L58 180V185L56 184L57 182V179H59V177H60V175H57L58 173H59V166H60V163H61V160H62V158H63V155H64V152H65V149ZM89 148V149H88ZM90 148H91V150H90ZM124 148H125V150H127V151H125L124 150ZM131 149V151H130V149ZM133 148H134V151H132L133 150ZM145 148V149H144ZM146 148H148V149H146ZM158 148H160V149H162L163 151H164V153L162 152V150H160V149H158ZM18 149L20 150V151H18ZM79 149V150H78ZM84 149H85V152H83L84 151ZM97 149H99V148H97ZM119 149V148H118ZM117 149V150H118ZM123 149V150H122ZM136 149H137V152H136ZM152 149V148H151ZM157 149H158V151H157ZM182 149V150H181ZM2 150V151H1ZM17 150V151H16ZM30 150V151H29ZM39 150L40 149H38V152H39ZM45 150V151H44ZM89 150V151H88ZM114 150V149H113ZM150 150V149H149ZM159 150H160V152H159ZM5 151V152H4ZM14 151V152H13ZM41 151H40V153H41ZM63 151V152H62ZM74 153H73V152ZM91 151V152H90ZM104 151H107V152H105L104 153ZM122 151V152H121ZM151 151V150H150ZM16 152H18V153H22V154H19L18 155V153H16ZM37 152V151H36ZM95 152V151H94ZM98 152V151H97ZM123 152L125 153V155L123 154ZM5 153H6V158H5ZM23 153H24V155H23ZM108 155H107V154ZM110 153H111V155H110ZM117 153H115L116 154V156H117ZM129 153V155L128 156H126V154H128ZM134 153H135V156H134ZM141 153H140V155H141ZM14 154H15V156H14ZM17 154V155H16ZM39 154V153H38ZM59 154V155H58ZM89 154V155H88ZM91 154H92V156H91ZM103 154V155H102ZM106 154V155H105ZM114 154V153H113ZM114 154V155H115ZM124 155V157L126 158L127 157V160L125 159V158H123V160H124V162L126 161V163H123V161L121 162V160H122V157H123V155ZM194 154V153H193ZM23 155V156H22ZM51 155H52V157H51ZM73 155H74V157H73ZM89 157H88V156ZM93 155H94V157H93ZM99 155H101V156H99ZM110 155V156H109ZM137 155V156H136ZM146 155H147V157H146ZM198 154H195L193 157H195L194 159L192 158V156H191V159L192 160H199V161H201L200 162V164L198 165V169L196 168V170H194V169H189V167L187 168V166H184L186 169H185V171H191L192 173H195V175H201L202 176V179L204 178V181L202 182V187H205L206 185L208 186L209 185V190H215L216 188V184H217V182L219 181V179H220V175H221V170L219 169L218 171L219 172H217L215 175H217V178H215L214 177V182L213 183H211L210 184V182H209V179H210V177L208 176V175H204V173L202 174L201 172H200V170H201V165H202V162L204 161V156L205 155H202V156H197ZM7 156L8 157H10L9 159L7 158ZM19 156H21L22 158V160H23V164H24V166H29L30 168H28V167H24L23 166V164H21L23 167H24V169H20V168H15V166L17 165V163H18V159H19ZM35 156V157H34ZM45 156V157H44ZM60 156H61V158H60ZM91 156V157H90ZM107 156H109V159L107 158ZM18 157V158H17ZM49 157V158H48ZM55 157V158H54ZM100 157H102V158H100ZM203 157V158H202ZM16 158H17V161H16ZM25 158V159H24ZM45 158V160H47V159H50L49 161H52L53 159L56 161H52V162H54V164L56 165H54L53 163V169L52 170H50V171H52V172H49L48 173V175L49 174H51L50 175V178L48 177V175L45 177V178H47L48 177V181L49 182H47V183H45V181L40 177V176H43V174H42V172H44V166L42 165L43 164V161H45V160H42V159H44ZM53 158V159H52ZM104 158V159H103ZM105 158H107V160L105 159ZM131 158H132V160H131ZM198 158V159H197ZM201 158V159H200ZM5 159L8 161L7 162V164H6V162H5ZM26 159H27V161H26ZM96 158H94V160H95ZM96 159V160H97ZM114 159V158H113ZM117 159H119L118 161H117ZM202 159H203V161H202ZM70 160V161H71ZM106 160V161H105ZM158 160L161 162V164H159V162H158ZM19 161H20V159H19ZM74 161V160H73ZM114 161V160H113ZM135 161H137L136 163H138V164H141L139 167L138 166H136L137 164H135ZM38 162H39V164H38ZM58 162V163H57ZM104 162V163H103ZM110 162V161H109ZM118 162H121V163H123L122 164V166L123 167H121V166H119L120 164L118 163ZM130 162V163H129ZM156 162H158L157 164H159V165H156ZM166 162H167V164H166ZM19 163H22V161H20ZM72 161H71V167H72ZM106 163V164H105ZM6 164V165H5ZM104 164V165H103ZM5 165V167H3ZM116 165H118V166H116ZM129 165V166H128ZM157 167H156V166ZM7 166V167H6ZM10 166V167H9ZM41 166H43L42 168H41ZM144 166V167H145ZM151 168H150V167ZM158 166L159 167H161V168H158ZM182 166V167H181ZM58 168V170H57V168ZM102 167V168H101ZM106 167V168H105ZM118 167V168H117ZM119 167H120V169H119ZM134 167H136L135 169H138V170H135L136 172H134L133 171V169H134ZM138 167V168H137ZM9 168H10V170H9ZM121 168H122V170H121ZM19 169V170H18ZM42 169V170H41ZM116 169V170H115ZM154 169V170H153ZM169 169H171L172 171L171 172H169ZM189 169V170H188ZM0 170V171H1ZM8 170H9V172H8ZM15 170V172H13ZM21 170V171H20ZM26 172H25V171ZM34 170V169H33ZM39 170H41L40 172H39ZM54 170H56L57 172H54ZM101 172H100V171ZM103 170L105 171V172H103ZM109 170H111V171H109ZM118 170V171H117ZM107 171V172H106ZM117 171V172H116ZM120 171H122V172H120ZM132 171H133V173L135 174V178H132L133 176H131V173H132ZM149 171V172H148ZM197 171V172H196ZM75 172V173H74ZM151 172V173H150ZM177 172V173H176ZM55 173H56V176H55ZM69 173V175H71V174H78L79 176V179L77 178L76 179V175H75V179L77 180V183L75 182H71L72 183V185H71V183H70V185H71V187L73 186V184H76V185H74L73 187H74V190H75V192H74V190L72 189V191L74 192H71V189H69V188H71L70 187V185H68L67 187H66V183H68L69 184V182H67L66 180L68 179V177H67V174ZM71 173V174H70ZM147 173V174H146ZM169 173L171 174L172 173V175L171 176H169ZM22 174V175H21ZM24 174V175H23ZM32 174V175H31ZM42 174V175H41ZM82 174V175H81ZM109 174H110V176H109ZM176 174V175H175ZM36 175H38V176H36ZM68 175V176H69ZM88 175V176H87ZM133 175V174H132ZM204 175V176H203ZM22 176H23V179H22ZM25 176V177H24ZM57 176H58V178H57ZM176 176V178H174ZM3 177H4V179H3ZM27 177H29V178H27ZM39 177V178H38ZM44 177V176H43ZM54 177L56 178V180H54ZM87 177H89V179L87 178ZM99 177V178H98ZM102 177V178H101ZM170 177V178H169ZM171 177H172V179H171ZM186 177V178H185ZM233 178L231 179V181L229 182L228 181V186H231L232 185V189L234 190V191H232V193H231V191H230V193H231V195L228 197V199L226 200V202H224V206L222 205V203L221 202H213L214 204H213V206H215V207H213L212 205L211 206H209V207H206V205H204V204H206V202H207V199H205L204 200V202H203V209H204V212L206 213V214H208V216H210V218H212V221H214L215 223H216V225H220V228H219V231H221L222 230V228H224V226H227V229H228V233H229V235H230V241H229V243L226 245V246H224V248L223 247H221V245H220V248L219 249H216V247H215V245H216V243L218 244V242H216V241H218L219 239H220V237H219V234H216V232L214 231V241H213V254L215 255V256H217V255H220V254H222L221 256H222V258H226L225 260L228 262V263H230V264H264V194H263V197H262V199L261 200H259V201H256V199L254 198V187H255V185H256V181L255 180H253V179H243V180H240V179H238V176H237V173H235L234 172V174H233V176H232ZM235 177H236V180H235ZM26 178H27V180H26ZM70 179H68V181L70 180V181H73V180H71V177H69ZM86 178H87V180H86ZM118 179V181H117V179ZM130 178H132V179H130ZM177 178H180V179H178L177 180ZM209 178V179H208ZM30 179V180H29ZM40 179V180H39ZM42 179V180H41ZM92 179V180H91ZM120 179H122V180H120ZM133 179H134V181H133ZM136 179V180H135ZM176 179V180H175ZM25 182H24V181ZM79 180H81V183L83 184H81L80 182H79ZM88 180H90L89 181V183H88ZM96 180H97V183H96ZM109 180V181H108ZM164 180H167V181H164ZM195 180V181H194ZM208 180V181H207ZM34 181V182H33ZM37 181V182H36ZM43 183H42V182ZM52 181H53V183H52ZM94 181V182H93ZM127 181V182H126ZM129 181H131V182H133L134 184H132V185H129L130 183H129ZM164 181V182H163ZM32 182H33V184H32ZM40 182V183H39ZM62 184H61V183ZM82 185V188H81V185L79 184V183ZM99 182V183H98ZM109 182V183H108ZM137 182V183H136ZM46 185H45V184ZM65 183V184H64ZM100 183H102L101 185H100ZM125 183V184H124ZM201 183V182H200ZM225 183V182H224ZM28 184V185H27ZM35 184V185H34ZM42 184V185H41ZM47 184H48V186H47ZM55 184L59 187V189H57V187L55 186ZM60 184V185H59ZM105 184V185H104ZM138 185V187H137V185ZM199 184V183H198ZM37 185H39L40 186V188L42 187V189H43V191H45V189L44 188H46V193L45 192H42V193H40L41 191H42V189H40V190H38L37 189V193H35V194H37L38 195V199H36V195H35V201H31V200H34V197L32 196V198L33 199H29L30 197H29V195L31 194L30 192L32 191V190H34L33 189V186H35V189H36V186ZM84 185H86V186H84ZM92 185V186H91ZM98 185V186H97ZM100 185V186H99ZM129 185V186H128ZM169 185H175L176 187H169ZM213 185V186H212ZM29 186V187H28ZM46 186V187H45ZM56 188H55V187ZM76 186V187H75ZM84 186V187H83ZM126 186V187H125ZM128 186V187H127ZM130 186H132V188L130 187ZM236 186V187H235ZM24 187L26 188V189H24ZM72 187V188H73ZM78 187V188H77ZM130 187V188H129ZM168 187V188H167ZM38 188V187H37ZM49 188H51V190L52 191H50V189ZM68 188V189H67ZM117 188V189H116ZM122 188V189H121ZM125 188V189H124ZM229 188V187H228ZM47 189H48V191H47ZM77 189H78V191L79 192H77ZM102 189V190H101ZM121 189V190H120ZM138 189V190H137ZM53 190H55V191H57V193H59V194H61V195H58V194H56L55 193V191H53ZM69 190V191H68ZM104 190V191H103ZM120 190V191H119ZM141 190V191H140ZM35 191V190H34ZM40 191V192H39ZM83 191L84 192H89L90 194H91V197H87L86 198V196L83 198V195L82 194H79V193H83ZM93 191V192H92ZM122 191V192H121ZM132 191V190H131ZM134 191V190H133ZM21 192V193H20ZM27 192H29V195H27L28 193ZM47 192H53V193H51V195L50 194H48ZM19 193H20V195H19ZM27 193V194H26ZM43 193H45V194H43ZM78 193V194H77ZM2 194H4V196L3 197H1V195ZM22 194V195H21ZM32 194H34V192L32 191ZM41 194V195H40ZM42 194H43V196H42ZM46 194H47V197L49 198V197H51V198H49V199H51V200H48L47 202H46V198L47 197H45L46 196ZM54 194V195H53ZM55 194L57 195L56 197H55ZM63 194H64V196H63ZM14 195V196H13ZM49 195V196H48ZM92 195L95 197V199H94V197H92ZM21 196V198H19ZM26 197V199H25V197ZM61 196H63V198H64V201H62L63 200V198H61ZM18 197V198H17ZM41 197V198H40ZM43 197V198H42ZM67 197H69V198H67ZM15 198V199H14ZM22 198H23V200H22ZM45 198V199H44ZM47 198V199H48ZM53 198H56V199H53ZM86 198V199H85ZM93 198V199H92ZM247 198V199H246ZM25 199V200H24ZM59 199H61V200H59ZM66 199H69V200H66ZM76 199H77V201H76ZM118 199V200H119ZM58 200V201H57ZM96 200V201H95ZM121 200V199H120ZM120 200H119V202H120ZM244 200V201H243ZM37 201V203H34V202H36ZM40 201H42V202H40ZM44 201V202H43ZM54 203H53V202ZM59 201H61L62 203L63 202H68L67 204L66 203H64V205L62 206V208H60V206L59 205H62V203L61 202H59ZM103 201V202H102ZM137 201H140V199L138 200L137 199ZM4 202H6V203H4ZM46 202V203H45ZM52 202V203H51ZM74 202V203H73ZM83 202H84V204H83ZM253 202H254V204H255V206H254V204H253ZM45 203V204H44ZM58 205H57V204ZM79 203V204H78ZM220 203H221V205H220ZM228 203V204H227ZM51 204V206H48V205H50ZM57 205V206H53V205ZM73 204L75 205V206H73ZM104 204H106V205H104ZM258 204V205H257ZM45 205V206H44ZM78 205V207H80V209L78 210V212L75 210V208H73V207H76ZM217 205V206H216ZM46 206H48L47 208H46ZM66 207V209H64L65 207ZM219 206H221L222 208H223V212L222 211H219ZM254 206V207H253ZM258 206V207H257ZM70 207H72V209L73 210H71V208ZM77 207V208H78ZM115 207H116V211H120V203H118L117 205H115ZM206 207V208H205ZM220 207V208H221ZM263 207V208H262ZM22 208V209H21ZM24 208V209H23ZM50 208H51V210H50ZM53 208H56V210H57V212H55V209H53ZM70 208V209H69ZM244 208V209H243ZM47 209L49 210V211H47ZM64 209V210H63ZM218 209V210H217ZM253 209H257L255 212L257 213H254V211H252ZM56 213L55 215L53 214V211ZM69 210V211H68ZM243 210H245V211H243ZM31 211V212H30ZM52 211V212H51ZM58 211H59V213H58ZM70 211L72 212V211H76L78 214H80V216H77L76 215V213H75V215L73 216V214L71 215V213H70ZM200 211H201V208H199V211H198V213L200 214ZM60 212H63L62 214H66V215H63V216H61L62 214L60 213ZM66 212V213H65ZM134 214H133V217L131 218H129L128 220H126V224L128 225V226H134V227H137L138 229H143V231L142 232H144L145 230H147V228L146 227H148V221H149V219H150V217L148 216V217H146L145 218V223H142V222H140V221H136V216H137V209H134ZM220 212H222V213H220ZM32 213V214H31ZM48 213L50 214V215H48ZM70 213V214H69ZM53 214V215H52ZM59 214V216H61V218L59 217V216H57ZM67 214H69L68 216H67ZM254 216H253V215ZM89 215V216H88ZM111 215V216H110ZM212 215H214V216H216L215 218H214V216H212ZM219 215V216H218ZM259 215H261V219L262 220H260L259 222L257 221L258 219H260L259 218ZM47 216V217H46ZM52 216V217H51ZM53 216H55V218L53 217ZM75 216H77V217H75ZM87 216H88V219L89 220H87ZM256 216L258 217V218H256ZM57 217H59L58 219H57V221H55L56 220V218ZM68 217H71V218H73V217H75V218H73L72 220H70L71 218H68ZM76 218H77V220H76ZM110 218V219H109ZM238 218V219H237ZM105 219H108L109 221L108 222H110L111 223V221L110 220H112L113 221V224L115 225V226H112L111 228L109 227V225H110V223H108ZM113 219H115V220H113ZM237 219V220H236ZM251 219V220H250ZM256 219V220H255ZM74 220V221H73ZM53 221H55V222H53ZM88 221V222H87ZM106 221V222H105ZM122 221V222H121ZM257 221V222H256ZM51 222H53V224L51 225L50 223ZM56 222H57V224H56ZM129 222V223H128ZM26 223H30V225L29 224H26ZM125 223V222H124ZM251 223V224H250ZM27 226H26V225ZM32 224V225H31ZM87 226H86V225ZM129 224H131V225H129ZM28 225H29V227H28ZM143 225H145V226H143ZM83 227H85V229L86 230H89V229H87V228H92V227H94V229H97L98 230V232H97V230H92V231H90L89 230V232H95V234H93V233H89V235H88V233H87V235L85 234L86 233V231H84V230H82V228ZM254 229V230H253ZM81 230H82V232H81ZM251 230V231H250ZM99 231H100V235L98 234L99 233ZM239 231V232H238ZM257 233H256V232ZM44 232H46V233H49V234H46L45 233V235H47V238H48V236L50 235L51 237H52V240L50 239L51 237H49L48 239L46 238V237H44L45 235H44ZM83 232H85V233H83ZM146 232V231H145ZM254 233V234H257L256 236L258 237V238H255L256 236L254 235V237H253V235L252 234H250V233ZM85 234L86 236L85 237H83V234ZM97 233V234H96ZM246 233V234H245ZM237 234V235H236ZM44 235V236H43ZM99 235V236H98ZM249 235H252V237L251 238H246V237H248ZM243 236V237H242ZM242 237V238H241ZM43 238H46V241L43 239ZM83 238H86V240L84 241L83 240ZM219 238V239H218ZM235 238V239H234ZM245 238V239H244ZM238 239H242V240H240L241 242H239V243H237V240ZM251 242V240H256L255 242V244H253L252 243V245L250 244V242L248 241V240ZM44 240V241H43ZM247 240V241H246ZM258 240V241H257ZM49 242V244H47V243H45V242ZM85 243H84V242ZM235 241V242H234ZM45 244H44V243ZM249 242V243H248ZM252 242H254V241H252ZM235 243V244H234ZM254 245V246H253ZM204 248V247H203ZM136 253L137 252H131V254H130V256L131 255H133V256H135V258H133L134 260H133V263L135 264L136 262H137V255H136ZM126 254V256H128V254L127 253H125ZM125 254H123V255H125ZM142 254V253H141ZM224 256V257H223ZM229 259V260H228ZM232 260L233 261H235V263H233L232 262ZM148 261H149V264H157L156 263V261L155 260H151V259H148ZM232 263H231V262Z\"/></svg>",
	"mask_w": 264,
	"mask_h": 264
},
{
	"label": "bare ground",
	"instance_id": "6f19581e",
	"mask_svg": "<svg viewBox=\"0 0 264 264\" xmlns=\"http://www.w3.org/2000/svg\"><path fill=\"white\" fill-rule=\"evenodd\" d=\"M96 1H97V0H96ZM104 1H105V0H104ZM115 1H116V0H115ZM115 1H114V2H115ZM125 1H127V0H125ZM129 1H130V0H129ZM131 1H132V0H131ZM131 1H130V2H131ZM192 1H193V0H192ZM198 1H199V0H198ZM205 1H206V0H205ZM251 1H253V0H251ZM257 1H258V0H257ZM68 2H69V1H68ZM70 2H72V0H70ZM100 2H102V0H101ZM110 2H111V1H110ZM119 2H123V1L120 0ZM132 2H134V0H133ZM136 2H137V1H136ZM181 2H182V1H180V3H181ZM186 2H188V1H186ZM208 2H209V1H208ZM208 2H207V3H208ZM212 2H213V1H212ZM212 2H211L210 4H212ZM214 2H215V1H214ZM219 2H220V0L218 1V3H219ZM254 2H256V1L254 0ZM95 3H96V2H95ZM98 3H99V2H98ZM104 3H105V2H104ZM104 3H103V4H104ZM138 3H141L140 0H139V2H137V4H138ZM189 3H190V2H188V5H185V8H187L186 6L189 7ZM194 3H195V2H194ZM246 3H247V2H246ZM262 3H264V0H263ZM262 3H261V4H262ZM96 4H97V3H96ZM106 4H108V1H107ZM111 4H112V3H111ZM122 4H123V3H121V5H122ZM126 4H127V2H126ZM126 4H125V5H126ZM130 4H131V3H130ZM135 4H136V3H135ZM198 4H199V3H198ZM208 4H209V3H208ZM248 4L256 6L255 4H257V3H254V4H253V2H252V3L250 2V3H248ZM258 4H260V3H258ZM71 5H73V3H72V4H69L68 7H70ZM99 5H101V4H99ZM109 5H110V4H109ZM117 5H118V4H117ZM125 5H124V6H125ZM180 5H181V4H179V6H180ZM212 5H214V4H212ZM263 5H264V4H263ZM94 6H95V5H94ZM94 6H93V7H94ZM104 6H108V5H105V4H104ZM110 6H111V5H110ZM122 6H123V5H122ZM132 6H133V5H132ZM136 6H137V5H136ZM136 6H135V7H136ZM190 6H191V3H190ZM192 6H193V4H192ZM192 6L189 7V9H190V8H193ZM254 6H253V8H254ZM257 6H258V5H257ZM97 7H98V6H97ZM113 7H115V6H113ZM119 7H120V6H119ZM119 7L117 6L116 8L119 9ZM137 7H138V6H137ZM141 7H142V6L140 5L139 8H141ZM261 7H262L261 5L258 6V7H257L258 10H259ZM263 7H264V6H263ZM263 7H262V8H263ZM103 8L105 9L106 7H103ZM110 8H111V7H110ZM133 8H134V7H133ZM185 8H184V9H185ZM100 9H101V8H100ZM114 9H115V8H114ZM128 9H131V8L129 7ZM128 9H126V10H128ZM141 9H142V8H141ZM255 9H256V7H255ZM97 10H98V9H97ZM105 10H106V9H105ZM111 10H112V9H111ZM111 10H109V11H110L109 14L111 13ZM203 10H204V8H203ZM98 11H99V13H101V14H99V17H101L100 15H104V14H105V13L102 14V12H100V10H98ZM120 11H121V10H120ZM140 11H141V10H140ZM143 11H144V10H143ZM184 11H185V10H184ZM184 11H183V12H184ZM57 12H60V10H59V11H56L55 13H57ZM112 12H113V13L115 12V14H116V11H115V10H114V11L112 10ZM117 12H118V11H117ZM124 12H125V11H124ZM124 12H123V13H124ZM55 13H54V14H55ZM121 13H122V11H121ZM137 13H138V11H137ZM142 13H143V12H142ZM142 13L139 12L138 14H139V15L141 14V16H142V15L144 16L145 13H146V11H144V14H142ZM189 13H190V12H189ZM51 14H52V13H51ZM54 14H53V17L56 15V14H55V15H54ZM109 14H108V15H109ZM119 14H120V13H119ZM146 14H147V13H146ZM187 14H188V13H186V14L183 13V16H184V17H185V16L187 17ZM190 14H191V13H190ZM190 14H189V15H190ZM135 15L137 16V14H135ZM189 15H188L187 18H189ZM104 16H106V15H104ZM114 16H115V15H114ZM56 17H57V15H56L54 18H56ZM58 17H59V16H58ZM58 17H57L56 19H59ZM180 17H182V14H181ZM186 17H185V18H186ZM102 18H103V17H102ZM102 18H101V20H102ZM143 18H144V17H143ZM150 18H151V17H150ZM76 19H77V18H76ZM78 19L80 20V17H79ZM132 19H133V18H131V20H132ZM124 20H126V19H124ZM134 20L136 21L135 17H134ZM128 21H129V20H128ZM148 21H149V20H148ZM261 21H262V20H261ZM261 21H260V22H261ZM61 22H62V21H61ZM123 22H124V21H123ZM149 22H150V21H149ZM63 23H64V21H63ZM131 23H132V22H131ZM146 23H147V22H146ZM67 24H68V23H67ZM122 24H126V22H125V23H122ZM64 25H65V24H64ZM64 25H62V26H63V27H66V26H64ZM69 25H70V24H69ZM74 25H75V24H74ZM54 26H55V25H54ZM97 26H98V24H97ZM73 27H74V26H73ZM73 27H72V29H73ZM106 27H107V26H106ZM126 27H128V25H126ZM79 28H80V27H79ZM100 28H101V27H100ZM70 30H71V29H70ZM76 30H78V29H76ZM70 32H71V31H70ZM76 32H78V31H74L75 35L78 34V36H79L80 38L83 36V35L81 36L80 33H76ZM78 36L76 35V38H78ZM84 37H85V36H84ZM145 37H146V36H145ZM127 39H128V38H127ZM148 39H149V38H148ZM79 40H80V39H79ZM141 40H142V39H141ZM128 42H129V41H128ZM95 43H96V42H95ZM112 43H113V42H112ZM117 43H118V42H117ZM117 43H116V44H117ZM132 43H133V42H132ZM136 43H137V42H136ZM113 44H114V43H113ZM130 44H131V42H130ZM130 44H129V46H131ZM88 45H89V44H88ZM88 45H87V46H88ZM132 45H133V44H132ZM145 45H146V43H144V45H142V47H143V48H147V47H144ZM82 46L85 47L86 44H85V45H82ZM87 46H86V47H87ZM113 46H114V45H113ZM113 46H112V47H113ZM102 47H103V46H102ZM115 47H116V45H115ZM117 47H120V45H118ZM142 47H140V48H139V47L136 48V47L134 46L135 51H137V53H139L138 55H140L139 49H140V51H141V50L143 49ZM132 48H133V46H132ZM141 48H142V49H141ZM150 48H151V47H150ZM150 48H149V49H150ZM149 49H148V50H149ZM154 49H155V48H154ZM117 50H118V49H117ZM144 50H145V52H147V51H146L147 49H144ZM144 50H143V51H144ZM150 50H152V49H150ZM78 51H80V49H79ZM119 51H120V50H119ZM135 51L133 50V52L137 55V53H136ZM154 51L156 52L157 50H154ZM133 52H132V53H133ZM148 52H149V51H148ZM148 52H147V53H148ZM152 52H153V51H152ZM142 53H143V52H142ZM119 54H120V53H118V57H119V59L121 58V60H122V64H123L122 66H123V67L127 66V65L124 66V63L127 62V61H129V60H127V59H129V58L127 57L126 59H123V57H121L123 54H122L121 56H120ZM128 54H129V53H128ZM150 54H151V52H150ZM113 55L115 56V53H113ZM131 55H132V54H131ZM138 55H137V58H136V60L138 61V62H137L138 65H135V68L138 69V73H137V70H134V71H136L135 73H134L133 71H128V72H130V73L133 72V73H134V76H133V77L136 78V79H137V76H138V75H139V76H141V75H143V76L147 75V76L149 77L148 74H150L151 71L153 72V70H154L155 68H154V69L152 68V70H151V69L148 70L147 67H146V64L149 63V62L147 61V63H146V62H144V61H142V60H138V57H139ZM143 55H144V53H143ZM148 55H149V54H148ZM99 56H100V55H99ZM110 56H111V55H110ZM114 56H113V58H114ZM116 56H117V55H116ZM124 56H125V55H124ZM144 56H145V55H144ZM144 56H143V57H144ZM150 56H151V55H150ZM16 57H17V56H16ZM97 57H98V56H97ZM97 57H95V58H97ZM125 57H126V56H125ZM140 57H141V55H140ZM143 57H142V58H143ZM145 57H146V56H145ZM2 58H4V57L1 56L0 59H2ZM75 58H76V57H75ZM14 59H15V58H14ZM115 59H116V58H115ZM115 59H114V60H115ZM134 59H135V57H134ZM140 59H141V58H140ZM114 60H113V61H114ZM123 60H124V62H123ZM126 60H127V61H126ZM136 60H135V62H136ZM144 60H145V59H144ZM148 60H149V58H148ZM22 61L24 62V59H22ZM76 61H79V60H76V59H75V63H76ZM80 61H81V60H80ZM80 61H79V62H80ZM86 61H87V60H86ZM86 61H83V63H85ZM92 61H93V60H92ZM99 61H101V59L98 60V63H99ZM116 61H117V59L115 60V62H116ZM1 62H2V61H1ZM72 62H73V61H72ZM93 62H94V61H93ZM13 63H14V62H13ZM83 63H81V66H82ZM89 63H90V61H89ZM94 63H97V61H95ZM104 63H105V61H104ZM104 63H103V64H104ZM116 63H117V62H116ZM57 64H58V63H57ZM71 64H72V63H71ZM100 64L102 65V62L99 63L98 65L100 66ZM125 64H128V62L125 63ZM135 64H136V63H135ZM149 64H150V63H149ZM149 64H148V65H149ZM12 65H13V64H12ZM15 65H16V64H15ZM26 65H27V64H26ZM72 65H73V64H72ZM75 65H79V63L77 62ZM104 65H105V64H104ZM115 65H116V64H115ZM118 65H119V64H118ZM120 65H121V62H120ZM120 65H119V67H121ZM130 65H131V64H130ZM132 65H133V64H132ZM132 65H131V66H132ZM148 65H147V66H148ZM182 65H183V64H182ZM54 66H56V64H55ZM54 66H53V67H54ZM57 66H58V65H57ZM59 66H60V68H62L61 65H59ZM63 66H64V65H63ZM65 66H67V67H65V68L68 69L67 72H70V71H69L70 69H73L72 71H75L74 69H77L76 66H74V68H71V67L68 68L69 64H67V65L65 64ZM99 66L97 67V69H100ZM105 66H106V65H105ZM105 66H103V67L105 68ZM136 66H137V67H136ZM153 66H154V65H153ZM1 67H2V66H1ZM9 67H10V66H9ZM14 67H15V66H14ZM24 67H25V66H24ZM78 67H79V66H78ZM100 67H102V66H100ZM103 67H102V68H103ZM111 67H112V66H111ZM114 67H115V66H114ZM119 67H118V69H119ZM150 67H151V65H150ZM154 67H156V66H154ZM28 68H29V67H28ZM33 68H35V67H34V64H33V66H32L31 69L34 70ZM39 68H40V67H39ZM58 68H59V67H58ZM60 68H59V69H60ZM65 68H64V69H65ZM106 68H107V67H106ZM109 68H110V67H109ZM133 68H134V67H133ZM148 68H149V67H148ZM10 69H13V67L10 68ZM17 69H18V68H17ZM26 69H27V67H26ZM26 69H25V70H26ZM36 69H37V67L35 68V72L37 73V70H38V69H37V70H36ZM59 69H58V70H59ZM121 69H122V67H121ZM123 69L126 70L127 68H126V69L123 68ZM1 70H2V69H1ZM1 70H0V72H2ZM32 70L28 69V71L31 72V73L29 72V76H28V77L30 78V75H34V76L31 77L30 81H31V80L34 81L35 79H33V78L38 77V74L40 75V72H39L38 74L35 73L37 76H36L35 74H32V72L34 73V71H32ZM60 70H61V69H60ZM60 70H59V72H60ZM65 70H66V69H65ZM65 70H64V71H65ZM77 70H78V69H77ZM77 70H76V71H77ZM127 70H128V69H127ZM127 70H126V71H127ZM15 71H17V70H15ZM15 71L13 70V72H15ZM28 71H27V72H28ZM39 71H40V70H39ZM101 71H103V70H101ZM101 71H100V72H101ZM19 72H21V71H19ZM27 72L25 71V73H27ZM51 72L53 73L54 70L52 69ZM51 72H49L48 74H50ZM77 72H78V71H77ZM154 72H155V70H154ZM154 72H153V73H154ZM2 73H4V71H3ZM16 73H18V71H17ZM23 73H24V72H23ZM54 73H55V72H54ZM57 73H58V72H57ZM125 73H126V72H125ZM11 74H12V75H10L11 77H9V80H11L10 78H13L14 81H15V79H16V81H17V78H16L17 76L14 75V73H11ZM21 74H22V73H21ZM48 74H47L46 76H48ZM120 74H122V72L114 68V69H112V71L110 70V72L107 73V76L115 75V77H117V76H119ZM151 74H152V73H151ZM0 75H1V74H0ZM7 75H8V74H7ZM13 75H14L15 77H14ZM26 75H27V74H26ZM55 75H56V74H55ZM71 75H72V74H71ZM71 75H70V77H71ZM156 75H157V74H155V76H156ZM3 76H4V75H3ZM24 76H25V75H24ZM35 76H36V77H35ZM51 76H53V75H51ZM56 76H57V75H56ZM59 76H60V74H59ZM59 76H58V77H59ZM61 76H62V78H60V79H61L60 81H63V75H61ZM61 76H60V77H61ZM143 76H142V77H143ZM151 76L153 77L154 74L151 75ZM183 76H184V75H183ZM70 77H69L68 79H69V81H70V80L72 81V78L70 79ZM121 77H122V76H121ZM145 77H146V76H145ZM185 77L188 78V77H187V73H186ZM0 78H1V76H0ZM20 78H21V77H20ZM26 78H27V77H26ZM29 78H27V79H29ZM38 78H39V77H38ZM41 78H42V77H41ZM48 78H49V77H48ZM130 78H131V77H130ZM146 78H147V77H146ZM153 78H154V77H153ZM158 78H160V77H158ZM5 79H6V78H5ZM39 79H40V78H39ZM44 79H45V78H44V76H43V78H42V80H41L40 82L44 81ZM52 79H53V78H52ZM122 79H124V77H123ZM140 79H141V78H140ZM150 79H151V78H150ZM161 79H162V78H161ZM184 79H185V78H184ZM0 80H1V79H0ZM9 80H8V81H9ZM19 80H20V79H19ZM25 80H26V79H25ZM36 80H37V79H36ZM107 80H108V79H107ZM107 80H106V81H107ZM144 80H145V79H144ZM144 80L142 81V79H141V82H142V83H141V84L139 83L140 85H138L139 88L141 87V90H142V91L140 90L141 92H143V90H145V91L148 90L149 93H150V91L152 92L153 89H154L153 91H155V89L158 90V88H154V85H153V87H152V85H150V84L147 82V80H146V81H144ZM153 80H154V79H153ZM156 80H157V79H156ZM163 80H164V79H163ZM176 80H177V79H176ZM181 80L183 81L182 78H181ZM5 81H6V80H5ZM8 81H7V83H9ZM22 81H24L23 76H22ZM22 81H21V82H22ZM30 81H29V83H30ZM49 81H50V80H49ZM121 81H122V80H121ZM132 81H133V80H132ZM157 81H158V80H157ZM164 81H167V80H164ZM0 82H1V81H0ZM11 82H13V81L11 80ZM11 82H10L9 84H11ZM19 82H20V81H19ZM36 82H37V81H36ZM40 82L38 83V88H37V90L39 91V87L41 86V88L43 89V95L45 94L46 96L44 95L43 98H42V103H43V104H42L41 106H38L39 108H40V107H42V108H40V109H39L38 107L36 108V111H38V109H39L40 112H38V113H40V114H38V113H36V112H34V113L37 114L36 116L39 115L40 118H41V116H42L41 113H43L44 111H46V109H45L44 107H45V105H47V103L44 102V101H45L46 99H47L46 101H48V100H50V99L54 100V99H53L54 96L57 97L58 95H57V96H56V94L54 95V91H53V89L55 88L54 86H53V89L50 88V85H49V84H51V82L48 83L49 86L47 85V86L45 87L47 90H50V89H51L50 92L48 91V93H50L51 95L44 93V92H47V91H45V88L42 87V85H44V83H42V85H41ZM44 82H45V81H44ZM67 82H68V81H67ZM113 82L115 83V81H113ZM119 82H120V80H119ZM119 82H118V83H119ZM151 82H152V81H151ZM160 82H161V81H160ZM160 82H159V84L162 85V83H160ZM2 83H3V82H2ZM13 83H15V82H13ZM13 83H12V84H13ZM23 83H24V82H23ZM25 83H26V81H25ZM70 83H72V82H69V84H70ZM81 83H82V82H81ZM105 83H106V82H105ZM131 83H132V82H131ZM153 83H155V82H153ZM3 84H4V83H3ZM15 84H20V83H15ZM30 84L33 85L32 83H30ZM34 84H35V82H34ZM36 84H37V83H36ZM86 84H88V83H86ZM86 84H85V85H86ZM102 84H103V83H102ZM108 84H109V82H108ZM111 84H112V81H111ZM135 84H136V83H135ZM7 85H8V84H6L5 86H7ZM21 85H22V83H21ZM45 85H46V83H45ZM53 85H54V84H53ZM71 85H72V84H70V86H71ZM94 85H95V84H94ZM97 85H98V84H97ZM109 85H110V84H109ZM109 85H108V86H109ZM0 86H1V85H0ZM2 86H3V85H2ZM2 86H1L0 88H2ZM5 86H3V89H4ZM8 86H9V85H8ZM8 86H7V90H8V88L10 89V87H11V86H10V87H8ZM13 86H14V85H12V87H13ZM18 86H19V85H18ZM18 86H17V89L19 88L18 91L20 90V92L22 93V96L25 95V94H23V93H26V92H25V91L23 92V88H21V89H22V91H21L20 87H18ZM22 86H23V85H22ZM26 86H27V84H26ZM33 86H34V85H33ZM90 86H91V88L88 87V85H87L86 87H88V89H85V92L82 91V92H83V95H82V96H84V97H82V98H85L86 101H88V102H89V100H90V102H91V101H92L91 99L95 98V96H94V94H93L94 91H92V88H93L92 84H90ZM110 86H111V85H110ZM110 86H109V87H110ZM112 86H113V85H112ZM112 86L110 87V89L112 88ZM114 86H115V85H114ZM114 86H113V88H114ZM116 86H118V84H117ZM116 86H115V88H114L115 90L118 89ZM120 86H121V85H120ZM156 86H157V85H156ZM12 87H11V89H12ZM35 87H36V86H35ZM35 87H33V89H35ZM47 87H48V88H47ZM51 87H52V84H51ZM95 87H96V85H95ZM103 87H104V86H103ZM138 87H137V88H138ZM163 87H164V86H163ZM163 87H162V88H163ZM25 88H26V87H24V89H25ZM81 88H82V87H81ZM83 88H84V87H83ZM83 88H82V89H83ZM89 88H90V89H89ZM96 88H97L98 90H97ZM96 88L94 89V90L97 91V92L95 91V92H96V98H95V99H96V102H98L97 100H99V99H97V98H99V97L102 96V95H101L102 93L100 94L101 96H99L98 93L100 92V90L103 91V89H102L101 86H99V87L97 86ZM107 88H108V87H107ZM107 88H106V90L104 89L105 92L107 91ZM159 88H160V87H159ZM3 89H1L0 93L2 92ZM13 89H14V88H13ZM15 89H16V88H15ZM17 89H16V90H17ZM30 89H31V87H30ZM33 89H31V90L34 91ZM75 89H76V88H75ZM75 89H74V90H75ZM108 89H109V88H108ZM114 89H113V91H114ZM119 89H120V88H119ZM7 90H5V91L3 90L5 95H6L5 92H6ZM16 90H15L14 92H16V94H17V91H16ZM25 90L27 91V89H25ZM70 90H72V89H70ZM137 90H138V89H137ZM161 90H162V89H161ZM164 90H165V89H164ZM9 91H11V90H9ZM32 91H30V93H32ZM38 91H35V93L38 92ZM51 91H52V92H51ZM75 91H77V89H76ZM87 91H89V93H90V91H92L91 93H92L93 98H90V99H89V97H92V96H91V93H90V96H89V95H88L89 93H88V94L86 93ZM108 91H110V90H108ZM108 91H107V92H108ZM125 91H126V90H125ZM148 91H147V92H148ZM14 92H13V93H14ZM39 92H41V90H40ZM39 92H38L37 95H36V96L38 97L37 100L41 99V98H39V96H38V94H40ZM77 92H79V94L82 93V92H80V90L77 91ZM77 92H76V93H77ZM107 92H106V94H107ZM114 92H115V91H114ZM117 92H118V90H116L115 93H117ZM135 92H136V90H135ZM135 92H134V93H135ZM155 92H156V91H155ZM10 93H11V92H10ZM27 93H28V92H27ZM35 93H32V94H35ZM52 93H53V94H52ZM70 93H71V92H70ZM85 93H86V94H85ZM115 93H114V94H115ZM119 93H120V92H119ZM124 93H125V92H123V94H124ZM136 93H137V92H136ZM152 93H153V92H152ZM158 93H159V90H158ZM163 93H164V92H163ZM1 94H2V95H1L0 97L2 98L3 93H1ZM7 94H8V92H7ZM16 94H15V93L12 94V99L10 98V100H11L10 102H14V100H15V102L17 101L16 103L14 102V106H12V107H14L15 109H17V107L15 106V104H17L19 100H18V99H15V98H14V100H13V95H14V97H16V98H19L18 96L22 97L21 94H20L19 92H18V94H20V95H18V94L16 95ZM32 94H30V95L32 96ZM57 94H58V92H57ZM74 94H75V93H74ZM77 94H78V93H77ZM79 94H78V95H79ZM103 94H104V93H103ZM108 94H109V93H108ZM108 94H107V95H108ZM110 94H111V95H114V94L112 93V91H111ZM147 94H148V93H147ZM150 94H151V93H150ZM150 94H149V95H150ZM153 94H156V93H153ZM27 95H28V94H26V96H27ZM47 95H48L49 99H48ZM59 95H60V93H59ZM69 95H71V94H69ZM104 95H105V94H104ZM111 95H110V96H111ZM115 95H116V94H115ZM117 95H118V93H117ZM117 95L115 96V98L117 97ZM131 95H132V94H131ZM133 95H134V94H133ZM139 95H141V96H137V95H135V96H137L138 98H140V97H144V93H143V94L140 93ZM159 95H160V94H159ZM159 95H158V96H159ZM163 95H164V94H162L161 96H163ZM8 96H9V95H8ZM31 96H30V97H31ZM41 96H42V94H41ZM51 96H53V98H52ZM86 96H87V97L89 96V97H88V100H87V97H86ZM98 96H99V97H98ZM105 96H106V95H105ZM121 96H122V95H121ZM121 96L119 95L118 97L120 98ZM128 96H129V95H128ZM135 96H134V97H135ZM154 96H156V95H154ZM154 96L152 95L151 97H154ZM3 97H5V96H3ZM27 97H28V96H27ZM37 97H36V98H37ZM44 97H45V99H44ZM50 97H51V98H50ZM71 97H72V96H71ZM73 97H74V96H73ZM134 97H133V98H134ZM137 97H136V98H137ZM147 97H148V95H147ZM181 97H182V96H181ZM181 97H180V98H181ZM1 98H0V100H1ZM36 98H34V100H35ZM102 98H103V97H102ZM104 98H105V97H104ZM106 98H107V97H106ZM106 98H105V99H106ZM110 98H113V97H110ZM119 98H118V99H119ZM121 98L123 99V96H122ZM130 98H131V96H130ZM138 98H137V101H138ZM144 98L146 99V95H145ZM6 99H7V97H6ZM19 99H20V98H19ZM30 99H32V97H31ZM30 99H29V103H34V102H35L34 100H33L34 102H31L32 100L30 101ZM69 99H70V98H69ZM95 99H94V100H95ZM124 99H125V101H126V99H128V98H125V97H124ZM145 99H144V100H145ZM147 99H150V96H149V98H147ZM147 99H146V100H147ZM152 99H153V98H151L150 100H152ZM154 99H156V97H155ZM161 99H162V97H161ZM168 99H169V98H168ZM4 100H5V98H3L2 102L0 101V104L2 103L3 106H4V104H3V103H4ZM27 100H28V99H27ZM37 100H36V103H37ZM43 100H44V101H43ZM57 100H58V99H57ZM60 100H61V99H60ZM101 100H102V99H101ZM120 100H121V99H120ZM120 100H118V101H120ZM129 100H130V99H128L127 101L130 102ZM133 100H134V99H133ZM185 100H186V99H185ZM7 101H9V100H5V102H7ZM39 101H41V100H39ZM55 101H56V100H55ZM102 101H103V100H102ZM122 101H124V100H122ZM122 101H121V102H122ZM134 101H135V100H134ZM148 101H149V100H148ZM158 101L160 102L161 100H158ZM168 101H169V100H168ZM19 102H20V101H19ZM48 102H49V101H48ZM51 102H52V101L49 102L50 104L47 105L48 108H47V107H46V108L49 109V106L54 107V108L52 109V111L54 110V113H55V111H58L57 109H58L60 106H58V108H57V104H56V105H53L55 102H54V103L52 102L53 104H51ZM88 102L85 103V104H89ZM92 102H93V103H91V105L94 104V101H92ZM104 102H105V100H104ZM108 102H111V99L109 100V99L107 98V100H106L104 106H106V104H107ZM135 102H136V101H135ZM139 102H140V101H139ZM139 102H138V103H139ZM141 102H142V101H141ZM21 103H22V102H21ZM23 103H24V102H23ZM25 103H26V102H25ZM39 103H41V102H39ZM45 103H46V104H45ZM64 103H65V102H64ZM111 103H113V101H112ZM111 103H110V104H111ZM114 103H115V102H114ZM116 103H118V102H116ZM132 103H133V102H132ZM138 103H137V105H136V103H133L132 105L135 104V106H136V108H137V110L135 109L136 111H139L140 108H141V110L143 109L142 111L140 110L141 112H143V114H141L140 112H138V113H139L138 115H140V114H141V115H145V114H144V113H145V112H144L145 107H144V106H143V107H141V106H140V107H137V106L139 105ZM167 103H170V104H171V105L169 104L170 106H173V107L176 108V106H174V105H176V104L173 103V105H172V102H170V101L167 102ZM44 104H45V105H44ZM97 104H99V102H98ZM102 104H103V102H102ZM108 104H109V103H108ZM108 104H107V105H108ZM110 104H109V106H107V107H110ZM118 104H119V103H118ZM118 104H115V106L117 107ZM121 104H122V103H121ZM158 104H159V103H158ZM179 104H180V103H179ZM2 105H0V107H1ZM24 105H25V104H24ZM24 105H23V106H24ZM33 105H34V104H32V105L30 104V105H28V107L33 106ZM43 105H44V106H43ZM59 105H60V104H59ZM61 105H62V104H61ZM123 105L126 106V105H129V103L125 102V104H123ZM123 105H122V106H123ZM140 105H144V104H141V103H140ZM180 105H181V104H180ZM180 105H179V106H180ZM19 106H20V105H19ZM19 106H18V107H19ZM85 106H86V105H85ZM94 106H95V105H94ZM94 106H93V107H94ZM96 106H98V105H96ZM135 106H132L131 109H133V107H135ZM145 106H146V105H145ZM181 106H182V105H181ZM21 107H22V105L20 106V108H21ZM52 107H50V108H52ZM61 107H62V106H61ZM71 107H72V106H71ZM73 107H74V106H73ZM76 107H77V106H76ZM89 107H90V105H89ZM91 107H92V106H91ZM118 107H119V106H118ZM128 107H129V106H127V108H128ZM177 107H178V106H177ZM14 108H11V109L13 110ZM20 108H18L17 110L19 111ZM30 108H31V107H30ZM66 108H67V110H68V105H67ZM79 108H80V106H79ZM83 108H84V107H83ZM124 108H126V107H124ZM138 108H139V109H138ZM158 108H159V110L161 111L160 107H158ZM188 108H189V107H188ZM15 109H14V110H15ZM21 109H23V108H21ZM32 109H33V108H32ZM32 109H31V110H32ZM34 109H35V108H34ZM34 109H33L32 111H34ZM41 109L43 110V112L41 111ZM61 109H62V108H61ZM61 109H60V110H61ZM69 109H70V108H69ZM72 109H73V108L70 109L71 112H72ZM80 109H81V108H80ZM89 109H90V108H89ZM100 109H102V108L100 107ZM119 109H120V112H121V108H119ZM122 109H123V108H122ZM128 109H129V108H128ZM150 109H151V108H149V110H150ZM176 109H178V108H176ZM179 109H181V108H179ZM1 110H3V108H2ZM12 110H10V111H12ZM67 110H66V111H67ZM76 110H77V109H76ZM97 110H98V109H97ZM112 110H113V107H112ZM117 110H118V109H117ZM117 110H116V111H117ZM135 110H134V113H136ZM153 110H154V109H153ZM182 110H183V109H182ZM184 110H185V109H184ZM187 110H188V109H187ZM189 110H191V108H190ZM194 110H195V109H194ZM194 110L192 109V111H194ZM18 111H17V112H18ZM21 111H22V110H21ZM26 111H28V108L26 109ZM47 111H48V110H47ZM80 111H81V110H80ZM103 111H104V110H103ZM106 111H107V110H106ZM109 111H110V110H109ZM118 111H119V110H118ZM132 111H133V110H132ZM146 111H147V108H146ZM160 111L157 112L159 115H160ZM165 111H166V112H165ZM165 111H162V112H164V113H166V114H167V112L169 113V111H167V110H165ZM192 111H191V112H192ZM195 111H196V110H195ZM14 112H16V110H15ZM17 112H16V113H17ZM49 112H51L50 109H49ZM59 112H60V111H59ZM68 112H69V113H68ZM68 112H67V114H70V111H69V110H68ZM113 112H115V111H113ZM113 112H112V113H113ZM122 112H124V111L122 110ZM122 112H121V113H122ZM148 112H149V111H148ZM151 112H152V111H151ZM153 112H154V111H153ZM162 112H161V115H160V116H162V115L164 114V113H162ZM191 112H188L189 116H190L191 114H194L193 112H192V113H191ZM0 113H2V112L0 111ZM12 113H13V112H12ZM12 113H11V114H12ZM18 113H19V112H18ZM23 113H25L24 109H23ZM27 113H28V112H27ZM27 113L23 115L22 112H21L22 115H21V114H19V115H20V116H24L23 118L27 120V118H26V117L28 116ZM44 113H45V112H44ZM65 113H66V112H65ZM73 113H74V112H73ZM75 113H76V112H75ZM81 113H83V111H82ZM103 113H104V112H103ZM125 113H126V112H125ZM125 113H122V114L124 115ZM134 113H133V114H134ZM146 113H147V112H146ZM182 113H183V112H182ZM185 113H186V112H185ZM185 113H183V115H185ZM196 113H197V115H198V112H196ZM2 114H3V113H2ZM2 114H1V115H2ZM8 114H10V113H8ZM8 114L5 115V117L7 116V117L10 118V117H12L13 114H15V113H13L12 116H11V115L8 116ZM28 114H29V113H28ZM52 114H53V112H52ZM63 114H64V113H63ZM67 114H66V117H68ZM87 114H88L87 116H89V118H91V119H94L95 117L98 116L97 113H95V114H96V116H95V114H94L92 111H90V110L88 111ZM99 114H100V113H99ZM109 114H110V113H109ZM1 115H0V116H1ZM26 115H27V116H26ZM32 115H33V114H32ZM44 115H45V114H44ZM46 115H49V117L47 118L48 122H49L50 119L52 120V121L50 120V123H48V124L50 125L51 123L54 122L53 119H54V117H55V114H53L54 117H53V115L50 116V115H51L50 113H49V114L46 113ZM58 115H59V114H58ZM61 115H62V114L60 113V116H59L58 118H61ZM78 115H79V114H78ZM78 115H77V116H78ZM85 115H86V114H85ZM101 115H102V114H101ZM125 115H126V114H125ZM125 115H124V116H125ZM159 115H156V116H154V117H156V119H158L157 116H159ZM195 115H196V114H195ZM195 115H194V116H195ZM199 115H200V114H199ZM2 116H3V115H2ZM15 116H17V114H15ZM15 116H14V118H15ZM20 116H19V118L22 119V117H20ZM72 116H73V115H72ZM72 116H71V117H72ZM80 116H82V115L80 114ZM99 116H100V115H99ZM113 116H114V115H113ZM133 116H136V114H135V115H132V118H133V120H134V117H133ZM186 116L188 117L187 114H186ZM186 116H185V117H186ZM194 116L192 115V117H194ZM7 117H6V119L2 117L3 122H5L4 120H7ZM45 117H46V116H45ZM50 117H52V118H50ZM64 117H65V115L63 116V119L66 118V117H65V118H64ZM82 117H83V116H82ZM127 117H128V116H127ZM139 117H140L141 119H142V118L145 119L144 116H143V117L138 116V118H139ZM151 117H152V116H151ZM154 117H152V118H154ZM187 117H186V118H187ZM190 117H191V116H190ZM192 117H191V118H192ZM196 117H197V116H196ZM9 118H8V119H9ZM16 118H17V117H16ZM30 118H31V117H30ZM38 118H39V117H37L36 119L38 120ZM74 118H75V117H74ZM80 118H81V117H80ZM84 118H85V117H84ZM113 118H114V117H113ZM115 118H116V116H115ZM123 118H124V117H123ZM146 118H147V117H146ZM183 118H184V117H183ZM188 118H189V117H188ZM63 119H62V120H63ZM78 119H79V118H78ZM87 119H88V118H87ZM91 119H89L88 122H87V124H86L88 127H87V126L84 127V128H88V129H86L85 131H83V130H84L83 126L85 125V122H84V124H83V123H80V122L83 120V118H81V121L79 120V121H80V122H79V125H80V124H83V125H82L83 130H82V128H81V129L79 128V127H81V126H79L78 128H79V131L81 130V131H83V133L80 131L81 133L78 134V130H77L76 132H77L78 135H80L81 139L83 140V141H82V144H83L84 141H85V136H87V135H89V134H92V133H89V132H91V130H92L91 128H89V126H91V127L93 128V125H91V124L94 123L93 120H92V123H91V121H90ZM95 119H96V118H95ZM99 119H100V118H99ZM99 119H98V120H99ZM102 119H103V118H102ZM135 119H137V118H135ZM156 119H155V120H156ZM184 119H185V118H184ZM10 120H11V118H10ZM10 120L7 121V122H9V125L13 124V126H14V124H15V126H16V125L18 124V122H17V124H16L15 121H14V123L11 121V124H10ZM22 120H23V119H22ZM39 120H40V119H39ZM62 120H61V121H62ZM66 120H69V118H66ZM66 120H65V123H66ZM70 120H71V119H70ZM73 120H74V119H73ZM96 120H97V119H96ZM103 120H105V119H103ZM103 120H102V122H103ZM129 120H130V119H129ZM131 120H132V119H131ZM133 120L131 121L132 125L134 124V125H137V126H139V127L141 126V124H139V123L142 122V121L139 122V121L137 120L138 122H136V121L134 122ZM145 120H146V119H145ZM152 120H153V119H152ZM158 120H159V119H158ZM187 120H188V119H187ZM191 120H192V119H191ZM0 121H1V120H0ZM24 121H25V120H23L22 123H21V121H20V124H21L20 126L23 127V128H24V125H22V124L25 123ZM30 121H33V122H34L35 120H34V119H30ZM76 121H77V120H76ZM76 121H75V122H76ZM86 121H87V120H86ZM89 121H90V122H89ZM119 121H120V120H119ZM143 121H144V120H143ZM150 121H151V119H150ZM188 121H190V118H189ZM1 122H2V121H1ZM3 122H2V124H3ZM23 122H24V123H23ZM26 122H27V121H26ZM28 122H29V121H28ZM38 122H39V121H38ZM38 122H37V123H38ZM58 122H59V120H58ZM58 122H57V123H58ZM68 122H69V121H68ZM68 122H67V124H68ZM75 122H73V123H75ZM82 122H83V121H82ZM99 122H100V121H99ZM102 122H101V124H102L101 126H103V128H104V125H103V124H105V123H102ZM105 122H106V121H105ZM111 122H112V121H111ZM114 122H117L115 125H118V124H119L118 121H116V120H115ZM120 122H123V121H120ZM144 122H145V121H144ZM163 122H164V121H163ZM35 123H36V122L31 123L33 127H34L35 125L39 126V125H38L39 123H38V124H37V123L35 124ZM57 123H56V125H57ZM62 123H63V124H62ZM62 123H60V124L62 125L61 127H62V129H63V125H64V126H67V125L64 124V120L62 121ZM88 123H91V124L88 125ZM112 123H113V122H112ZM128 123H129V122H128ZM131 123H129V124H131ZM136 123H137V124H136ZM147 123H148V122H147ZM149 123H150V122H149ZM157 123H158V122H157ZM192 123H193V121H192ZM31 124H29V125L31 126ZM34 124H35V125H34ZM43 124H45V122H44ZM48 124H46V127H45V128H47ZM60 124L58 123L59 126H60ZM69 124H71V123H69ZM109 124L111 125V123H109ZM122 124H123V123H122ZM122 124H121V125H122ZM142 124H143V123H142ZM145 124H146V122H145ZM154 124L157 125V124H156V121H155V123L153 122L152 126L149 125V128H146V129L148 130V129H150L151 127H153V128L157 131V133H156V131H154V130L151 128L152 131H154V133L151 134V133H150V130H148V131H149L148 134H149V135H150V134L153 135V134L156 133V136H157V134L161 135V132H162V131H160V130H161V129H160V124H161V123L159 124V128H158V126H157V127H156V126L154 127V126H153ZM9 125H8V126H9ZM27 125H28V124H27ZM27 125H26V127H27ZM58 125L56 126V130H57ZM71 125H72V124H71ZM95 125H96V124H95ZM97 125H98V124H97ZM110 125H109V126H110ZM119 125H120V124H119ZM119 125H118V126H119ZM125 125H126V124H125ZM161 125H162V124H161ZM177 125H178V124H177ZM177 125H176V126H177ZM189 125H191V124H189ZM193 125H194V124H192L191 126H193ZM5 126H6V128H7V124H6V122H5ZM15 126H14V127H15ZM17 126H18V127H17ZM17 126H16L15 129H14V128H13V129H14V130H17V129H18V130H19V129H20V128H19L20 126H19V125H17ZM42 126H43V125H42ZM42 126H40V127H42ZM101 126H100V127H101ZM118 126H117V127H118ZM126 126H127V125H126ZM129 126H130V125H129ZM129 126H127V127H129ZM191 126H190V127H191ZM3 127H4V124L0 126L1 129H2ZM48 127H49V126H48ZM50 127H53V125H52V126L50 125ZM50 127H49V128H50ZM73 127H74V125H73ZM76 127H77V126L75 125V128H74L75 130L77 129ZM115 127H116V126H115ZM130 127H131V126H130ZM141 127H142V126H141ZM146 127H147V126H146ZM162 127H163V126H162ZM168 127H169V126H168ZM172 127H173V126H172ZM6 128L4 127L5 130L3 129V132H4V131H7V129H8L9 127H8L7 129H6ZM10 128L12 129L11 126H10ZM28 128H29V127H28ZM34 128H35V127H34ZM34 128H33V129H34ZM36 128L38 129V127H36ZM43 128H44V126H43ZM49 128L46 129V130H44V131H46V132L49 131ZM53 128H54V127H53ZM64 128H65L64 130H66L67 127H64ZM96 128H98V127H96ZM96 128H95V129H96ZM107 128H108V126H107ZM112 128H113V127H112ZM118 128H122V131H121V132H123V128L125 129V126H123V127L119 126ZM142 128H144V125H143ZM157 128L159 129V131H158ZM174 128H175V127H174ZM37 129H35V130H37ZM40 129H41V128H40ZM58 129H59V127H58ZM60 129H61V128H60ZM60 129L57 130V131H55V132H56V136L58 135V138L55 137V140H56V141H57V139H60V138H61L60 136H61L62 133H64V135H65V132H62V133L59 132ZM90 129H91V130H90ZM93 129H94V128H93ZM104 129H105V128H104ZM108 129H109V128H108ZM115 129H116V130H115ZM132 129H133V128H132ZM144 129H145V128H144ZM194 129H195V128H194ZM194 129H193V130H194ZM197 129H199V128H197ZM8 130H9V129H8ZM18 130H17V131H18ZM29 130H30V128H29ZM29 130H28V129L25 130V131H27V134H28V131H29ZM31 130H32V129H31ZM41 130H43V129H41ZM41 130H40V131H41ZM53 130H55V128H54ZM53 130H50V132L53 131ZM64 130H63V131H64ZM68 130H69V129H68ZM70 130H71V127H70ZM70 130H69L68 132H70ZM88 130H89V132L87 133L86 131H88ZM100 130H101V128H100ZM100 130H98V131H100ZM102 130H103V129H102ZM112 130H113V129H112ZM112 130H111V134H112ZM114 130H115L114 133H116V137H115V135H114V133H113V135H114V136H112V137H113V140H115V139H114V137H115L116 139H118V141L121 142V138H120V139L117 138V137H119V136H117V135H120V134H117V133H118V132L121 133V132L118 131L117 128H114ZM114 130H113V131H114ZM120 130H121V129H120ZM139 130H140V129H139ZM167 130H168V129H167ZM172 130H173V129H172ZM175 130H176V129H175ZM0 131H1V130H0ZM10 131H11V130H10ZM12 131H13V130H12ZM21 131H23V129H22ZM37 131H38V130H37ZM40 131H39V134H40ZM92 131H93V130H92ZM95 131H96V130H95ZM103 131H104V130H103ZM116 131H118V132H116ZM125 131H126V130H125ZM125 131H124V133L126 134ZM130 131H132V130H130ZM130 131L128 130V134H129ZM145 131H146V130H144V132H145ZM163 131H164V130H163ZM168 131H169V130H168ZM168 131H167V132H168ZM185 131H186V130H185ZM194 131H195V130H194ZM199 131H200V130H199ZM199 131L197 130V132H199ZM1 132H2V131H1ZM3 132H2V133H3ZM8 132H9V131H7V133H6L7 135H8ZM31 132H32V131H31ZM31 132H30V133H31ZM46 132H44V134H45ZM50 132H48L49 134H48V133L45 134L46 137H44V135H42V137H44L45 139H44V138L42 139V143L40 142L41 144L44 143V140L47 141L46 138H48V135H50ZM55 132H52V133H55ZM73 132H74V130L72 131V133H71L70 135L73 134L72 136H74V135H75V134H74L75 132H74V133H73ZM85 132H86L87 135H85ZM96 132H97V131H96ZM96 132H95V133H96ZM106 132H107V131H106ZM109 132H110V130H109ZM146 132H147V131H146ZM158 132H159V133H158ZM195 132H196V131H195ZM217 132H218V131H217ZM14 133H15V132H14ZM17 133H18V132H17ZM32 133H33V132H32ZM32 133H31V134H28V136H27V140L29 139L31 142L34 140L33 138H31L32 140L30 139L31 136L33 137ZM42 133H43V132H42ZM52 133H51V134H52ZM59 133H60V136H59ZM98 133H99V132H98ZM98 133H97V134H98ZM100 133H101V131H100ZM107 133H108V132H107ZM140 133H141V132H140ZM11 134H12V132H10V135H11ZM25 134H26V132H25ZM34 134H35V132H34ZM67 134H68V133H67ZM82 134H84V135H83L84 137L82 136ZM101 134H102V133H101ZM121 134H122V133H121ZM130 134H131V132H130ZM132 134H133V132H132ZM164 134H165V133H164ZM167 134H168V133H167ZM192 134H193V133H192ZM216 134H217V133H216ZM1 135H2V134L0 133V137H1ZM10 135H9V138H10ZM12 135H13V134H12ZM15 135H16V137H17V134H16V133H15ZM15 135H14V136H15ZM18 135H19V134H18ZM29 135H30V136H29ZM64 135H63V136H64ZM70 135H69V139H70ZM99 135H100V134H98L97 136H99ZM102 135H103V134H102ZM102 135H101V136H102ZM105 135H106V134H105ZM135 135H137V134L134 133V136H135ZM143 135H144V134H143ZM143 135H141V136H143ZM190 135H191V134H190ZM220 135H223V133H221ZM225 135H226V134H224V137H225ZM3 136L6 138L5 134L3 133L2 137H1L2 140H3ZM14 136H13V137H14ZM22 136H23V135H22ZM22 136H21V137H22ZM35 136H36V135H35ZM37 136H39V135H37ZM52 136H53V135H52ZM66 136L68 137V135H66ZM89 136L91 137V135H89ZM101 136H99V139H100ZM107 136H108V134H107ZM124 136H125V135H124ZM128 136H129V135H128ZM128 136H127V137H128ZM146 136H147V133H146ZM146 136H143V137H146ZM162 136H164V135H162ZM193 136H194V135H193ZM28 137H29V138H28ZM59 137H60V138H59ZM74 137H75V136H74ZM74 137H73V138H74ZM77 137H79V136H77ZM77 137H76V141L81 140L80 137H79V140H77ZM90 137H89V138H90ZM93 137H94V136H93ZM120 137H121V135H120ZM130 137H132V136L130 135ZM130 137H129V138H130ZM151 137H152V136H151ZM151 137L149 136V137H147V139L142 138V139L145 140V141L143 140V143L141 142V143L143 144V145H142L143 147H144V146L147 147V145H149V144L145 145V144H146V141L150 142V144H152L153 141H154V142H156L155 144H157V140H156V139H157V137H160V136H157L156 138H155V137H154V138H153V137L151 138ZM165 137H166V135H165ZM176 137H177V136H176ZM196 137H197V136H196ZM9 138H8V140H9ZM56 138H57V139H56ZM71 138H72V137H71ZM73 138H72V139H73ZM86 138H87V137H86ZM91 138H92V137H91ZM96 138H98V137H96ZM122 138H123V136H122ZM135 138H136V137H135ZM191 138H192V137H191ZM200 138H201V137H200ZM16 139H17V138H16ZM16 139L14 138L15 141H16ZM37 139H38V138H37ZM37 139H36V140H37ZM99 139H98V140L96 139V140H95V141H96L95 143L101 141V140H99ZM109 139H110V138H109ZM125 139H127L126 136H125ZM133 139H134V138H133ZM140 139H141V137H140ZM151 139H152V140H151ZM183 139H184V138H183ZM210 139H211V138H210ZM2 140H0V142H1ZM10 140L13 141V138H11ZM10 140H9V141H10ZM17 140H18V139H17ZM29 140H28V141H29ZM36 140H35V141H36ZM55 140H54V142H55ZM70 140H71V139H70ZM86 140H87V139H86ZM135 140H136V139H135ZM135 140H132V141H133L132 143H135ZM161 140H162V139H161ZM163 140H164V139H163ZM198 140L201 141V139H198ZM4 141H5V140H4ZM15 141H13V142H15ZM24 141H25V143H27L26 138L23 139V143H24ZM40 141H41V139H40ZM51 141H52V140H51ZM65 141H66V140H65ZM68 141H69V140H68ZM71 141H73V140H71ZM76 141H75V142H76ZM93 141H94V138H93ZM108 141H110V140H108ZM108 141H107V142H108ZM116 141H117V140H116ZM122 141H123V144L126 142V141H124L123 139H122ZM140 141H142V140H140ZM187 141H189V140H187ZM191 141H192V140H191ZM191 141H190V143H193V142H191ZM202 141H203V140H202ZM2 142H3V141H2ZM2 142H1V143H2ZM16 142H17V141H16ZM16 142H15V144H16ZM20 142H21V141H20ZM37 142H38V140L36 141V144H37ZM47 142H48V141H47ZM54 142H53V144H54ZM60 142H61V139H60V141H59V140L57 141V144H58V143L60 144ZM86 142H88V141H86ZM90 142H91V141H90ZM102 142L104 143L105 141L102 140V141H101V144H102ZM107 142H106V143H107ZM128 142H129V140H128ZM151 142H152V143H151ZM177 142H181V141H177ZM177 142H176V143H177ZM194 142H195V141H194ZM206 142H207V141H205V143H206ZM1 143H0V145H1ZM10 143H12V142H10ZM10 143H9V144H10ZM18 143H19V142H18ZM18 143H17V144H18ZM48 143L51 144V142H48ZM79 143H80V142H79ZM111 143H112V142H111ZM114 143H115V142H114ZM116 143H117V142H116ZM116 143H115V147H116L117 144H118V143H117V144H116ZM126 143H127V142H126ZM136 143H137V142H136ZM136 143H135V144H136ZM141 143H140V144H141ZM181 143H182V142H181ZM5 144H6V143H5ZM5 144H4V145H5ZM12 144H13V143H12ZM15 144H14V146H15ZM21 144H22V143H21ZM41 144H40V145H41ZM44 144H45V143H44ZM55 144H56V142H55ZM55 144H54V145L51 144V145H52V148H55V149H53L55 152L52 151V150H50V149H51V148H50L51 145L48 144V145H49L48 148H50V149L48 150V148H47V152H45V153H46L45 156H48V155H50V153L52 154L53 152H54V153H53L52 155H54V156H55L56 153H59V152H57L58 150L56 151V149L58 148V145H59V144H58V145L56 144L57 147H53V146H55ZM80 144H81V143H80ZM85 144H86V143H85ZM85 144H83L84 147H85ZM88 144H89V142H88ZM98 144H100V143H98ZM107 144H108V143H107ZM123 144H121L120 146H122ZM153 144H154V143H153ZM153 144L150 145V146H153ZM155 144H154L155 147L153 146L154 149L156 148V145H155ZM169 144H170V143H169ZM187 144H188V142H187ZM187 144H185V145L187 146ZM193 144H194V143H193ZM193 144H189L190 146L188 145V147H189V148L192 147L191 145H193ZM200 144L203 145V143H200ZM19 145H20V144H19ZM19 145H18V147H16V146H15V147H16V148H19V147H20ZM28 145L31 146V144H29V142H28ZM40 145H39V146H40ZM46 145H47V144H46ZM48 145H47V146H48ZM60 145H61V144H60ZM92 145H93V143H92ZM103 145H105V144H103ZM118 145H119V144H118ZM124 145L127 146V144H124ZM133 145H134V144H133ZM137 145H139V144L137 143ZM158 145H159L160 148H161L162 144L159 143ZM180 145H181V144H180ZM180 145H179V146H180ZM201 145H200V146H201ZM7 146H8V145H7ZM11 146H13V145H11ZM25 146H26L25 148H21V147H20V150L23 151L24 149L26 150V149H28V148L30 147V146L27 147V144H25ZM39 146L36 147V145H34V147L37 148V150H36L37 152L35 151V153H37V154H35L36 157L34 156L35 159H33V162H35V163H34V166H33V164L31 165V163H33V162H30V159L33 158V156H32V158H31L32 151H31L30 156H29L30 159L28 158L29 161H27V159H26V161H27L26 164L29 165L28 162H30V165H29V166H30V167L32 166V167H33L32 169H34V171H35V169H36L37 166H38V165L36 164L37 159H38V161H39V158H40V157L42 158V156H39V155H41V154L43 153V151H41V149L43 150V148L46 147L45 145H44V147H43V145H42V148H38ZM68 146H69V145H68ZM80 146H81V145H80ZM80 146H79V147H80ZM86 146H87V147H90V146H88L87 144H86ZM95 146H97V147H95ZM95 146H94L95 149H96V148H99V149H96L98 152H96L95 149H93L95 152H92V154L95 155L96 153H97V154H98V153H99V154L102 153V152H100V150L103 149V146L101 145L102 149H100L101 147H99V146L96 145V144H95ZM111 146H112V145H111ZM111 146H110V147H111ZM150 146H149L148 148H149L151 151H150L148 148H146V149H148V150H147L148 153L145 152V150H144V153H143L144 156H143V154L141 153V152H143V149H142L141 152H140V148L138 149V148L136 147V148L139 150V151H138V152H139V153H138V157H137V159H136V160H138V163H139V159H140V158L142 159V156L145 158V153H147L148 156L152 153V150H154V149H153V147H150ZM165 146H166V145H165ZM172 146H173V145H172ZM182 146H183V145H182ZM186 146H185L184 148L186 149L187 152H189L188 150H190L191 148L189 149V148L186 147ZM193 146H194V145H193ZM195 146H196V145H195ZM200 146H198L197 149H198ZM0 147H1V146H0ZM2 147H3V146H2ZM2 147H1V148H2ZM4 147H5V146H4ZM9 147H10V145L7 147V150H8ZM15 147H10L11 149H10V148H9V149L12 151V149L15 148ZM22 147H23V145H22ZM34 147H33V148H34ZM60 147H61V146H60ZM79 147L77 146V148H79ZM81 147H83V146H81ZM108 147H109V146H108ZM108 147H105V149L108 148ZM110 147H109V148H110ZM115 147H113L114 150H113V149H110V150L115 151V152H111L112 155H113V157H111V159H109V156L111 155V153H110L109 156H107V158L109 159L107 165L112 166L111 162H109V161L115 162V161H116V160H115V157H118V158L120 157V156L118 155V153H120L119 150H120L121 148H120L119 146H117L119 149L116 147L118 150H117V149L115 150ZM122 147H123V146H122ZM132 147H133V146H132V144H131V148H132ZM143 147H141V148H143ZM162 147H163V146H162ZM202 147H203V146H202ZM91 148H92V147H91ZM91 148H90V150H91ZM151 148H152V149H151ZM160 148H158V149H160ZM163 148H164V147H163ZM163 148H162V149H163ZM178 148H179V147H178ZM193 148H194V147H193ZM208 148H209V147H208ZM38 149H40L39 152H38ZM81 149H82V148H80V150H81ZM86 149H87V148H86ZM88 149H89V148H88ZM129 149H130V148H129ZM137 149H136V152H137ZM144 149H145V148H144ZM158 149H157V151H158ZM162 149H160V150H162ZM187 149H188V150H187ZM197 149H196V150H197ZM4 150L6 151V147H5ZM20 150L18 149V151H20ZM78 150H79V149H78ZM106 150H108V149H106ZM122 150H123V149H122ZM124 150H125V148H124ZM160 150H159V152H160ZM165 150H166V149H165ZM165 150H164V151H165ZM181 150H182V149H181ZM193 150H194V149H193ZM1 151H2V150H1ZM5 151H4V152H5ZM16 151H17V150H16ZM29 151H30V150H29ZM40 151H41V153H40ZM44 151H45V150H44ZM48 151H50V153H49ZM67 151H70V149L67 150ZM67 151H66V152H67ZM88 151H89V150H88ZM108 151H109V150H108ZM125 151H127V150H125ZM130 151H131V149H130ZM132 151H134V148H133ZM155 151H156V149H155ZM164 151L162 150L163 153H164ZM186 151H185V153H186ZM209 151H210V148H209L208 152H209ZM6 152H7V151H6ZM13 152H14V151H13ZM62 152H63V151H62ZM72 152H73V151H72ZM74 152L78 155V153H77L78 151H77V150L75 151V149H74ZM74 152H73V153H74ZM83 152H85V149H84ZM90 152H91V151H90ZM105 152H107V151H104V153H105ZM117 152H118V153H117ZM121 152H122V151H121ZM149 152H151V153L149 154ZM191 152H192V151H191ZM194 152H196V151H193V153H194ZM10 153H11V152H10ZM10 153H9V150H8L7 155H8V156H9V155L11 156ZM16 153H18V152H16ZM26 153H28V150H26V151H25V155H24V153H23L24 156H23V155H22V156L27 158V156H26L27 154H26ZM38 153H39V154H38ZM48 153H49V154H48ZM80 153H81V151L79 152V155H82V154H83V153H82V154H80ZM113 153H114V154L117 153V156H116V154L114 155ZM125 153H126V152H125ZM125 153L123 152L124 155H125ZM140 153H141V155H140ZM183 153H184V152H183ZM185 153H184V154H185ZM193 153H192V158L194 159L196 156H195V157H193V156H194L195 154L199 153V151H197V153H194V154H193ZM200 153H202V152H200ZM19 154H22V153H18V155H19ZM28 154H29V153H28ZM47 154H48V155H47ZM59 154H60V153H59ZM59 154H58V155H59ZM92 154H91V156H92ZM106 154H107V153H106ZM106 154H105V155H106ZM123 154H122V155H123ZM16 155H17V154H16ZM42 155H43V154H42ZM52 155H51V157H52ZM64 155H65V152H64ZM77 155H75V156L78 157L79 155H78V156H77ZM88 155H89V154H88ZM88 155H87V156H88ZM94 155H93V157H94ZM102 155H103V154H102ZM107 155H108V154H107ZM112 155H111V156H112ZM124 155H123V157H122L121 162L123 161V163H126V161L124 162V160H125V159L127 160V157L125 158ZM128 155H129V153L126 154V156H128ZM186 155H187V156H186ZM188 155H189V154H187V153L184 155L185 157H183V158H185V160L182 159L184 162L186 161V159H187L186 157H188ZM201 155H202V154H201ZM205 155H206V156H204V158L207 157V154H205ZM8 156H7V158L9 159L10 157H8ZM14 156H15V154H14ZM45 156H44V157H45ZM66 156H67V155H65V158H66ZM91 156H90V157H91ZM96 156L98 157V155H96ZM99 156H101V155H99ZM134 156H135V153H134ZM136 156H137V155H136ZM150 156H151V155H150ZM150 156H149V157H150ZM189 156H190V155H189ZM220 156H221V155H219V157H220ZM55 157H56V156H55ZM55 157H54V158H55ZM68 157H69V153H68ZM73 157H74V155H73ZM76 157H74V158L77 159ZM88 157H89V156H88ZM97 157H94V158L97 159ZM146 157H147V155H146ZM219 157H218V158H219ZM5 158H6V153H5ZM17 158H18V157H17ZM17 158H16V161H17ZM21 158H22V157L19 156V159H20V161H22V163H19L20 161H19V159H18V163H17L18 166L16 165L15 168L18 167V168L21 169V168L24 166V164H23L24 162H23V160H22L23 158H22V159H21ZM36 158H37V159H36ZM48 158H49V157H48ZM60 158H61V156H60ZM79 158H80V159H79ZM79 158H78V161H77L78 164H77L76 161H75V165H74L73 163H72V165H74V166H78V165L80 164L79 166H81V163L83 164L82 161H84V160L81 161V159H83L84 156L79 157ZM94 158H93V159H94ZM100 158H102V157H100ZM107 158H105V159L107 160ZM113 158H114V159H113ZM123 158H125V159L123 160ZM202 158H203V157H202ZM213 158H215V157H213ZM24 159H25V158H24ZM52 159H53V158H52ZM75 159H73V160H75ZM93 159L91 158V160H93ZM96 159H95V162H94V163H93V161H91V160H89V159H87V160H89L88 163H91V162H92L91 164H95V163L97 164V163H99V162H97L98 159H97V160H96ZM103 159H104V158H103ZM141 159H140V163L143 164L145 160L143 161V160H141ZM195 159H196V158H195ZM197 159H198V158H197ZM200 159H201V158H200ZM208 159H209V158H208ZM208 159H207V161H208ZM42 160H45V158L42 159ZM49 160H50V159H47V160L43 161V164H42V165L44 166V172H42V174H43L44 177H43V176H40V177H41V178L43 177V178H44V179H43L44 181H45L46 179L48 180V177L50 178V175H51L52 173L49 174V175H48V173H49V172H52V171H50V170H52V169L56 166V165H55L56 163L54 164V162H52V161H55L54 159H53L52 161H49ZM63 160H64V158H63ZM70 160H71V159H70ZM73 160H71V161L73 162ZM106 160H105V161H106ZM113 160H114V161H113ZM118 160H119V159H117V161H118ZM131 160H132V158H131ZM149 160H150V159H149ZM149 160H148V157H147V158H146V161H149ZM211 160H212V159H211ZM211 160H210V161H211ZM216 160H218V159L216 158ZM6 161H7V160L5 159V162H6ZM47 161H48L49 163H48ZM65 161H67V160H65ZM80 161H81V163H79ZM146 161H145V162H146ZM160 161H161V160H160ZM160 161L158 160L159 164H161ZM196 161H197V160H196ZM202 161H203V159H202ZM213 161H214V160H213ZM218 161H219V160H218ZM220 161H221V160H220ZM39 162H40V161H39ZM39 162H38V164H39ZM45 162H46V163H45ZM55 162H56V161H55ZM62 162H64V161H62ZM68 162H69V160H68ZM121 162H118V163L120 164ZM136 162H137V161H135V164H137L136 166L139 167L141 164H138V163H136ZM142 162H143V163H142ZM158 162H156V165H159V164H157ZM184 162H183V163H184ZM194 162H195V161H194ZM199 162H200V161H199ZM214 162H215V164H216L217 161H214ZM214 162H212V163H214ZM223 162H224V161H223ZM47 163H48V164H47ZM52 163L55 165L54 167H53V164H52ZM57 163H58V162H57ZM103 163H104V162H103ZM115 163H116V162H115ZM123 163H121L119 166L123 167V166H124V165L122 166ZM129 163H130V162H129ZM186 163H187V161H186ZM186 163H184V164H186ZM197 163H198V161H197ZM217 163H218V162H217ZM225 163H226V162H225ZM6 164H7V162H6ZM6 164H5V165H6ZM19 164H20V167H19ZM21 164H23V166H22ZM46 164H47V166H45ZM61 164H62V163H61ZM70 164H71V163H70ZM70 164H69L68 166H70ZM76 164H77V165H76ZM85 164H86L87 166H88V165H91V164H87V163H85ZM105 164H106V163H105ZM113 164H114V163H113ZM166 164H167V162H166ZM205 164H206V163H205ZM215 164H214V165H210V162H209L210 167H211V166H215ZM219 164H220V162H219ZM232 164H233V163H232ZM5 165H4L3 167H5ZM27 165L24 166V167H25V168H26V167L30 168V167L27 166ZM36 165H37V166H36ZM48 165H49V166H48ZM99 165H100V163H99ZM103 165H104V164H103ZM148 165H149V164H148V162H147V166H148ZM156 165H155V166H156ZM182 165H183V164H182ZM194 165H196V164H194ZM206 165H207V164H206ZM221 165H222V164H221ZM233 165H235V163H234ZM21 166H22V167H21ZM35 166H36V168H35ZM43 166H41V168H42ZM66 166H67V165H66ZM79 166H78V167H74V168H76V170H78V171H81V170L78 169ZM84 166H85V165H84ZM113 166H114V165H113ZM113 166L110 167V168H112V170H113V168H114ZM116 166H118V165H116ZM128 166H129V165H128ZM141 166H142V168H141V167H139V168L137 167V168L139 169V171H142L143 168L145 169V168L147 167V166H145L144 164L141 165ZM144 166H145V167H144ZM187 166H188V165H187ZM217 166H218V165H217ZM6 167H7V166H6ZM9 167H10V166H9ZM24 167H23L22 169H24ZM45 167H46V168H45ZM48 167H50V169H49ZM52 167H53V168H52ZM85 167H86V166H85ZM85 167H84V168H85ZM88 167H90L91 170H90L89 168H87V167H86V168L89 169L90 172H91V171L93 172L92 167L94 168L95 166L91 165V166H88ZM96 167H98V166H96ZM149 167H150V166H149ZM151 167H152V166H151ZM151 167H150V168H151ZM156 167H157V166H156ZM181 167H182V166H181ZM208 167H209V166H208ZM218 167H220V166H218ZM0 168L3 169V171L5 172V170H4L5 168H2L1 166H0ZM56 168H57V167H56ZM60 168H61V165H60ZM66 168H67V167H66ZM68 168H69V167H68ZM80 168H81V167H80ZM86 168L84 169V170H85V171H84L85 173L83 174V176H81L80 179L84 178V180H85V177H84V176H85V174H86L87 171H88V170H86ZM101 168H102V167H101ZM105 168H106V167H105ZM117 168H118V167H117ZM135 168H136V167H134V169H133L134 172H136L135 170H138V169H135ZM158 168H161V167L158 166ZM187 168H188V167H187ZM221 168H222V166H221ZM1 169H0V170H1ZM32 169L30 168V173H32V171H33ZM45 169H46L47 171H46ZM71 169H72V171L74 170L73 167H71ZM82 169H83V168H82ZM119 169H120V167H119ZM144 169H143V170H144ZM185 169H186V168L183 167L182 170L185 172ZM189 169H190V168H189ZM189 169H188V170H189ZM193 169H194V168H193ZM203 169H204V167H203ZM9 170H10V168H9ZM9 170H8V172H9ZM18 170H19V169H18ZM31 170H32V171H31ZM41 170H42V169H41ZM41 170H39V172H40ZM57 170H58V168H57ZM94 170L97 171L96 168H94ZM115 170H116V169H115ZM121 170H122V168H121ZM146 170H150V169L148 168V169H145V171H146ZM153 170H154V169H153ZM216 170H217V168H216ZM231 170H232V167L226 169V171H227L228 173H230ZM20 171H21V170H20ZM24 171H25V170H24ZM34 171H33V172H34ZM60 171H61V170L59 169V173H60V174L58 173L57 175H61V174H62ZM74 171H75V170H74ZM99 171H100V170H99ZM109 171H111V170H109ZM117 171H118V170H117ZM117 171H116V172H117ZM133 171H132V173H131V176H133L132 178H135V177H134L135 174L133 173ZM171 171H172V170L169 169V172H171ZM1 172H2V170L0 171V173H1ZM4 172H2L1 175L4 174ZM13 172H15V170H14ZM25 172H26V171H25ZM46 172H47V173H46ZM54 172H57V171L54 170ZM75 172H76V171H75ZM75 172H74V173H75ZM82 172H83V171H81L80 173H82ZM88 172H89V171H88ZM90 172H89V173H90ZM100 172H101V171H100ZM103 172H105V171L103 170ZM106 172H107V171H106ZM120 172H122V171H120ZM148 172H149V171H148ZM186 172H187V171H186ZM186 172H185V173L182 172V173H183V174H186ZM189 172H190V171H189ZM196 172H197V171H196ZM218 172H219V171H218ZM227 172L225 173L226 175L228 174ZM34 173H35V172H34ZM36 173H37V172H36ZM36 173H35V174H36ZM40 173H41V172H40ZM150 173H151V172H150ZM176 173H177V172H176ZM187 173H188V172H187ZM9 174L13 175V173H11V172H9ZM16 174H18V173L16 172ZM16 174L14 173V175H16ZM42 174H41V175H42ZM63 174H65V172H64ZM70 174H71V173H70ZM87 174H88V173H87ZM92 174H93V173H92ZM94 174H95V173H94ZM132 174H133V175H132ZM146 174H147V173H146ZM190 174H191V173H190ZM202 174H203V172H202ZM211 174H213V172H212ZM214 174H215V173H214ZM233 174H234V173H233ZM233 174H232L231 176H233ZM5 175H6V172H5ZM21 175H22V174H21ZM23 175H24V174H23ZM31 175H32V174H31ZM47 175H48V177L45 178ZM52 175H53V174H52ZM68 175H69V173L67 174L68 179H70L69 177H71V180H73V181H70V180L68 181V179H67L66 181L69 182V184L66 183V184H67L66 187H67L68 185H70L71 182H74V181H75V182L77 183V180H76V179H77V178L79 179V177H80L78 174H74V175L71 174V175H69V176H68ZM75 175H76V179H75ZM81 175H82V174H81ZM171 175H172V173H171V174L169 173V176H171ZM175 175H176V174H175ZM187 175H188V174H187ZM204 175H205V174H204ZM204 175H203V176H204ZM226 175H223L222 177H224V176H226ZM7 176H10V175H7ZM17 176H18V175H17ZM36 176H38V175H36ZM53 176H54V175H53ZM55 176H56V173H55ZM78 176H79V177H78ZM87 176H88V175H87ZM90 176H91V174H90ZM90 176H89V177H90ZM94 176H95V175H94ZM109 176H110V174H109ZM188 176H189V175H188ZM188 176H187V177H188ZM190 176H191V175H190ZM252 176H253V175H252ZM24 177H25V176H24ZM60 177H61V176H60ZM65 177H66V176H65ZM72 177H73V178H72ZM89 177H87V178L89 179ZM196 177H197V176H196ZM209 177H210V175H209ZM0 178H1V176H0ZM14 178H15V177H14ZM14 178H13V179H14ZM19 178H20V177H19ZM19 178H18V180H19ZM27 178H29V177H27ZM27 178H26V180H27ZM38 178H39V177H38ZM57 178H58V176H57ZM61 178L63 179V175H62ZM61 178H59V179H61ZM87 178H86V180H87ZM91 178H92V176H91ZM98 178H99V177H98ZM101 178H102V177H101ZM132 178H130V179H132ZM169 178H170V177H169ZM174 178H176V176H175ZM185 178H186V177H185ZM230 178H231V177H230ZM232 178H233V177H232ZM3 179H4V177H3ZM6 179H7V178H6ZM20 179H21V178H20ZM22 179H23V176H22ZM59 179H57V181H56V182H57V183H56L57 185H58V180H59ZM116 179H117V178H116ZM118 179H119V178H118ZM118 179H117V181H118ZM171 179H172V177H171ZM178 179H180V178H177V180H178ZM190 179H191V178H190ZM198 179L201 180V178H199V177H198ZM198 179H197V180H198ZM203 179H204V178H203ZM203 179H202V180H203ZM208 179H209V178H208ZM29 180H30V179H29ZM39 180H40V179H39ZM41 180H42V179H41ZM47 180L45 181V183L49 182V181H47ZM54 180H56L55 177H54ZM63 180H64V179H63ZM82 180H83V179H82ZM84 180H83V183H84ZM91 180H92V179H91ZM120 180H122V179H120ZM135 180H136V179H135ZM175 180H176V179H175ZM202 180H201V181H202ZM211 180H212V179H211ZM211 180L209 179V181H211ZM213 180H214V179H213ZM235 180H236V177H235ZM0 181H1V183H2V181H4V180H0ZM20 181H21V180H20ZM23 181H24V180H23ZM44 181H43V182H44ZM59 181H61V180H59ZM89 181H90V180H89ZM89 181H88V183H89ZM108 181H109V180H108ZM133 181H134V179H133ZM164 181H167V180H164ZM164 181H163V182H164ZM194 181H195V180H194ZM198 181H199V180H198ZM207 181H208V180H207ZM228 181L230 182L231 179H229ZM7 182H8V181H7ZM24 182H25V181H24ZM33 182H34V181H33ZM33 182H32V184H33ZM36 182H37V181H36ZM41 182H42V181H41ZM43 182H42V183H43ZM61 182H62V181H61ZM61 182H60V183H61ZM64 182H65V180H64ZM75 182H74V183H75ZM79 182L81 183V180H79ZM79 182H78V183H79ZM93 182H94V181H93ZM126 182H127V181H126ZM130 182H131V181H129V183H130ZM134 182H135V181H134ZM168 182H169V181H168ZM168 182H164V185L167 184ZM184 182H185V181H184ZM184 182L182 181V184H183ZM224 182H225V181H223V183H224ZM1 183H0V184H1ZM10 183H11V184H14V186H15V183H12V182H10ZM39 183H40V182H39ZM45 183H44V184H45ZM52 183H53V181H52ZM80 183H79V184H80ZM85 183L87 184V181H86ZM96 183H97V180H96ZM98 183H99V182H98ZM108 183H109V182H108ZM136 183H137V182H136ZM185 183H186V182H185ZM198 183H200V181H199ZM198 183H197V184H198ZM220 183H221V182H220ZM223 183H221V184H223ZM227 183H228V182H226V185L223 184L222 186H224V187L227 186ZM2 184L5 185V183H2ZM21 184H22V182H21ZM56 184H55V186L57 187V189H59L60 186L58 187ZM61 184H62V183H61ZM64 184H65V183H64ZM81 184H82V183H81ZM81 184H80V185H81ZM101 184H102V183H100V185H101ZM124 184H125V183H124ZM132 184H134V183L131 182L129 185H132ZM27 185H28V184H27ZM34 185H35V184H34ZM41 185H42V184H41ZM45 185H46V184H45ZM59 185H60V184H59ZM71 185H72V183H71ZM71 185H70V187H71ZM74 185H76V184H73V186H74ZM82 185H83V184H82ZM82 185H81V188H82ZM100 185H99V186H100ZM104 185H105V184H104ZM109 185H110V184H109ZM109 185H108L109 189H107V190H108V191H107V194H108V195L105 193V195H107L106 197H107L108 199H110V197H111V193L114 195V193L112 192V190H110V187H112L113 185H112V186H109ZM129 185H128V186H129ZM134 185H135V184H134ZM136 185H137V184H136ZM164 185H163V188H164ZM0 186H1V185H0ZM5 186H6V185H5ZM5 186H4V188H5ZM47 186H48V184H47ZM55 186H54V187H55ZM73 186H72V187H73ZM84 186H86V185H84ZM84 186H83V187H84ZM91 186H92V185H91ZM97 186H98V185H97ZM128 186H127V187H128ZM132 186H133V185H132ZM132 186H130V187L132 188ZM184 186H185V184L183 185V187H184ZM198 186H199V184H198ZM198 186H197V187H198ZM212 186H213V185H212ZM215 186H216V185H215ZM6 187H8V186H6ZM28 187H29V186H28ZM37 187H38V188H37ZM45 187H46V186H45ZM56 187H55V188H56ZM72 187L69 188V189H71V192H73L72 189L74 190V187H73V188H72ZM75 187H76V186H75ZM108 187H107V188H108ZM113 187H114V186H113ZM125 187H126V186H125ZM130 187H129V188H130ZM137 187H138V185H137ZM191 187H192V186H191ZM199 187H200V186H199ZM220 187H221V186H220ZM235 187H236V186H235ZM9 188H13V187H11V185H9ZM39 188H40L39 185L36 186V189H35V186H33V189H34L35 191H34V190H32V191L34 192V194H32V191L30 192V193H31L30 195H29V192H27L28 194L26 193L27 195H29V197H30L29 199H30V200L33 199L32 196L34 197V200H31L32 202L35 201L36 199H38V198H37L38 195L35 194V193L38 192L37 189H38V190L42 189V187H41L40 189H39ZM77 188H78V187H77ZM135 188H136V186H134V188L130 189V190H129V191H130L129 193H126V195H127V194H128V195L131 194V196H132L133 193H135V194H133L135 197L132 196V198H130L131 196L128 197V195H127V199H128V198H129V199H128L127 201L124 200V203H123V204H124V207L126 208V209H125L126 211L124 210V212L122 213V214H123L122 217H124V215H125V216L128 215V217H129V215H131V214H130L131 212L128 214V211L131 210L132 213H133V212H134V210H133L134 207H137V206H133L134 203H135V205L138 204V203L136 204L135 199L133 200V198H137V197H136V194H138V193L135 191ZM167 188H168V187H167ZM215 188H216V187H215ZM217 188H219V186H218ZM217 188H216V189H217ZM6 189H8V188H6ZM13 189H15V188H13ZM13 189H10V190H13ZM24 189H26V188L24 187ZM44 189H45V191H43V189H42V191L40 190L41 192H40V191H39V192H40V193H42V192H45V193H46V188H44ZM49 189H50V191H52L51 188H49ZM67 189H68V188H67ZM82 189H83V188H82ZM111 189H113V188H111ZM116 189H117V188H116ZM121 189H122V188H121ZM121 189H120V190H121ZM124 189H125V188H124ZM191 189H192V188H191ZM199 189H200V188H199ZM101 190H102V189H101ZM109 190H110V194H109ZM120 190H119V191H120ZM126 190H127V192H128V189H126ZM131 190H132V191H131ZM133 190H134V192H133ZM137 190H138V189H137ZM161 190H165V188H164V189H161ZM220 190H222V189H220ZM220 190H217V191H220ZM47 191H48V189H47ZM53 191H55V190H53ZM57 191H58V190H57ZM57 191H55V193L58 194V195H61V194L57 193ZM68 191H69V190H68ZM103 191H104V190H103ZM113 191H114V190H113ZM140 191H141V190H140ZM157 191H158V190H157ZM159 191H160V190H159ZM188 191H190L189 188H188ZM198 191H199V190H198ZM74 192H75V190H74ZM74 192H73V193H74ZM77 192H79L78 189H77ZM92 192H93V191H92ZM121 192H122V191H121ZM124 192H125V190H124ZM124 192H122V194H123ZM165 192H169V191H166V190H165L164 193H165ZM3 193L5 194V190L3 191ZM9 193H10V192H9ZM9 193H8V194H9ZM12 193H13V192H12ZM20 193H21V192H20ZM20 193H19V195H20ZM45 193H43V194H45ZM47 193L51 195V193H53V192H51V193H50V192H47ZM85 193H87V192H84V191H83L82 194H85ZM152 193H153V192H152ZM160 193H162V191H161ZM4 194H2L1 197H3ZM13 194H14V193H13ZM43 194H42V196H43ZM56 194H55V197L57 196ZM77 194H78V193H77ZM87 194H88V193H87ZM87 194L83 195V198H84L85 196H88ZM115 194L118 195V193H115ZM140 194H141V193H140ZM143 194H144V193H143ZM166 194H167V193H166ZM166 194H165V195H166ZM11 195H12V194L10 193V196H11ZM21 195H22V194H21ZM31 195H32V196H31ZM35 195H36V199H35ZM40 195H41V194H40ZM53 195H54V194H53ZM89 195H90V194H89ZM109 195H110V196H109ZM123 195H124V194H123ZM167 195H168V194H167ZM170 195H171V193L169 194V198H170ZM13 196H14V195H13ZM48 196H49V195H48ZM63 196H64V194H63ZM63 196H61V198H63ZM120 196H121V195H120ZM137 196H138V195H137ZM143 196H144V195H143ZM172 196H173V194H172ZM4 197H5V196H4ZM24 197H25V196H24ZM45 197H47V194H46ZM51 197H52V196H51ZM51 197H49V198H51ZM90 197H91V196H90ZM92 197H94V196L92 195ZM114 197H115V196H114ZM117 197H118V196H116V198H117ZM121 197H122V196H121ZM9 198H10V197H9ZM17 198H18V197H17ZM19 198H21V196H20ZM40 198H41V197H40ZM42 198H43V197H42ZM47 198H48V197H47ZM47 198H46V202H47L48 200H51V199H49V198L47 199ZM64 198H65V197H64ZM64 198H63L62 201H64ZM67 198H69V197H67ZM86 198H87V197H86ZM86 198H85V199H86ZM107 198H104L103 200H106ZM112 198H113V196L111 197V199H112ZM122 198H123V197H122ZM14 199H15V198H14ZM25 199H26V197H25ZM25 199H24V200H25ZM44 199H45V198H44ZM53 199H56V198H53ZM92 199H93V198H92ZM94 199H95V197H94ZM118 199H119V198H118ZM120 199H121V198H120ZM120 199H119V200H120ZM125 199H126V197H125ZM246 199H247V198H246ZM22 200H23V198H22ZM59 200H61V199H59ZM66 200H69V199H66ZM113 200H114V199H112V201H111V200H110V201L107 200L108 202H105V201H104V203H106V204L108 203L107 205H109V202H112V204H115V201H113ZM116 200H117V199H116ZM122 200H123V199H122ZM138 200H139V199H138ZM145 200H146V199H145ZM149 200H150V199H149ZM57 201H58V200H57ZM76 201H77V199H76ZM95 201H96V200H95ZM128 201H129V202H128ZM132 201H135V202H132ZM150 201H151V200H150ZM212 201H213L214 203H215V202L217 203L216 200H212ZM243 201H244V200H243ZM40 202H42V201H40ZM43 202H44V201H43ZM46 202H45V203H46ZM52 202H53V201H52ZM52 202H51V203H52ZM59 202H61V201H59ZM102 202H103V201H102ZM113 202H114V203H113ZM130 202H132V204H131ZM4 203H6V202H4ZM34 203H37V201L34 202ZM45 203H44V204H45ZM53 203H54V202H53ZM61 203H62V202H61ZM64 203L67 204L68 202H67V201H66V202H63L62 205H59L60 208H62V206L64 205ZM73 203H74V202H73ZM125 203H128V204H125ZM151 203H152V201H151ZM167 203H168V202H167ZM210 203H211V201L209 202V206H211V204H212V206H213L214 203H211V204H210ZM56 204H57V203H56ZM78 204H79V203H78ZM83 204H84V202H83ZM106 204H104V205H106ZM112 204H111V205H112ZM116 204H117V203H116ZM120 204L122 205L121 201H120ZM130 204H131V205H130ZM196 204H197V203H196ZM198 204H201V203H198ZM227 204H228V203H227ZM253 204H254V202H253ZM255 204H256V203H255ZM255 204H254V206H255ZM52 205H53V204H52ZM57 205H58V204H57ZM57 205H53V206H57ZM121 205H120V206H121ZM126 205H127V206L129 205V206L127 207ZM204 205H205V204H204ZM214 205H215V204H214ZM220 205H221V203H220ZM222 205L224 206V203H222ZM257 205H258V204H257ZM44 206H45V205H44ZM48 206H51V204L48 205ZM48 206H46V208H47ZM73 206H75V205L73 204ZM130 206H131V207H130ZM152 206H153V205H152ZM157 206H158V205H157ZM157 206H156V207H157ZM202 206H203V205H202ZM216 206H217V205H216ZM254 206H253V207H254ZM64 207H65V206H64ZM77 207H78V205H77L76 207H73V208H75V210L78 212V210L80 209V207H78V208H77ZM109 207H110V206H109ZM129 207H130V209H129ZM162 207H163V206H162ZM164 207H165V206H164ZM194 207H195V205H194ZM196 207H197V206H196ZM203 207H204V206H203ZM213 207H215V206H213ZM220 207H221V206H219V208H220ZM257 207H258V206H257ZM263 207H264V206H263ZM263 207H262V208H263ZM70 208H71V210H73L72 207H70ZM70 208H69V209H70ZM205 208H206V207H205ZM21 209H22V208H21ZM23 209H24V208H23ZM53 209H55V212H57L56 208H53ZM64 209H66V207H65ZM64 209H63V210H64ZM109 209H110V208H109ZM128 209H129V210H128ZM157 209H158V208H157ZM195 209H196V208H195ZM197 209H198V208H197ZM243 209H244V208H243ZM50 210H51V208H50ZM127 210H128V211H127ZM217 210H218V209H217ZM47 211H49V210L47 209ZM52 211H53V210H52ZM52 211H51V212H52ZM68 211H69V210H68ZM76 211H72L74 214L70 211L71 215L73 214V216H74L75 213H76L77 216H80V214H78L79 212L77 213ZM161 211H162V209H161ZM243 211H245V210H243ZM30 212H31V211H30ZM55 212L53 211V214H54V215L56 214ZM117 212H118V211H117ZM125 212H127V214H125ZM222 212H223V211H222ZM222 212H220V213H222ZM58 213H59V211H58ZM60 213L62 214L63 212H60ZM65 213H66V212H65ZM70 213H69V214H70ZM134 213H135V212H134ZM134 213H133V214H134ZM31 214H32V213H31ZM53 214H52V215H53ZM69 214H67V216H68ZM198 214H199V213H198ZM202 214H203V212H202V210H201V212H200V214H199V219H200V220H199V219H198V220L196 219V222H197V223L201 222ZM204 214H205V213H204ZM256 214H257V213H256ZM48 215H50V214L48 213ZM63 215H66V214H62L61 216H63ZM134 215H135V214H134ZM195 215H196V214H195ZM252 215H253V214H252ZM55 216H56V215H55ZM55 216H53V217L55 218ZM57 216H59V214H58ZM61 216H59V217L61 218ZM77 216H75V217H77ZM88 216H89V215H88ZM88 216H87V220H89V219H88ZM164 216H165V215H164ZM197 216H198V215H197ZM200 216H201V217H200ZM206 216H208V214H205L204 217H206ZM210 216H211V215H210ZM212 216H214V215H212ZM218 216H219V215H218ZM253 216H254V215H253ZM46 217H47V216H46ZM51 217H52V216H51ZM59 217H57L55 221H57V219H58ZM75 217H73V218H75ZM195 217H196V216H195ZM215 217H216V216H214V218H215ZM60 218H59V219H60ZM68 218H71V217H68ZM73 218H71L70 220H72ZM124 218H125V217H124ZM126 218H127V216H126ZM197 218H198V217H197ZM209 218H210V217H209ZM256 218H258V217L256 216ZM259 218H260V219L257 220L258 222H259L260 220H262V219H261V218H262L261 215H259ZM109 219H110V218H109ZM237 219H238V218H237ZM237 219H236V220H237ZM76 220H77V218H76ZM105 220H106L107 222L109 221L108 219H105ZM113 220H115V219H113ZM127 220H128V219H127ZM250 220H251V219H250ZM255 220H256V219H255ZM55 221H53V222H55ZM73 221H74V220H73ZM106 221H105V222H106ZM110 221H111V223L108 222V223H110L109 226H111V225H112V226H115V225L113 224V221H112V220H110ZM122 221H123V220H122ZM122 221H121V222H122ZM125 221H126V219H125ZM257 221H256V222H257ZM53 222H51L50 224L52 225ZM87 222H88V221H87ZM260 222H261V221H260ZM128 223H129V222H128ZM26 224H29V225H30V223H26ZM26 224H25V225H26ZM56 224H57V222H56ZM250 224H251V223H250ZM29 225H28V227H29ZM31 225H32V224H31ZM53 225H54V224H53ZM85 225H86V224H85ZM129 225H131V224H129ZM26 226H27V225H26ZM86 226H87V225H86ZM112 226H111V227H112ZM118 226H119V224H118ZM121 226H122V225H121ZM125 226H127V224L123 222V228H124ZM127 227H129V226H127ZM127 227H126V229H127ZM131 227H132V226H131ZM131 227H129V228L127 229V230H130V232H131V231L133 230V228H134V227H132V228H131ZM224 227H225V229H226V226H224ZM119 228H120V227H119ZM121 228H122V227H121ZM130 228H131V229H130ZM87 229H89L90 231H92V230L94 229V227L91 228L92 230H91L90 228H87ZM126 229H125V230H126ZM134 229L136 230L137 228H134ZM204 229H205V228H204ZM82 230L86 231V233L83 232V233H85L86 235H87V233L89 232V230H86L85 227H83ZM82 230H81V232H82ZM94 230H97V229H94ZM115 230H116V228H115ZM135 230H133V231H135ZM197 230H198V229H197ZM199 230H200V229H199ZM253 230H254V229H253ZM133 231H132V232H133ZM140 231H141V230L138 229V232H140ZM142 231H143V230H142ZM206 231H207V230H206ZM208 231H209V230H208ZM250 231H251V230H250ZM93 232H94V231H93ZM93 232H89V233H93ZM97 232H98V230H97ZM126 232H128V234H131V233H132V232L129 233V231H126ZM136 232H137V230L135 231V234H134V232H133L132 234L136 235ZM201 232H202V231H201ZM226 232H227V231L225 230V231H224V234L222 233V234H223V235H222V236H223L222 238H224V235H225V238H227V240H231V239H229V238H230L229 234L226 233ZM238 232H239V231H238ZM255 232H256V231H255ZM255 232H254V233H255ZM45 233H46V232H44V235H45ZM83 233H82V234H83ZM89 233H88V235H89ZM116 233H117V232H116ZM141 233H142V232H140V234H141ZM144 233H145V231L142 233V236H141V237H145V235L143 236ZM202 233H203V232H202ZM220 233H221V232H219V234H220ZM254 233L251 232L250 234L253 235ZM256 233H257V232H256ZM46 234H49V233H46ZM85 234H83V237L86 236ZM93 234H95V232H94ZM96 234H97V233H96ZM98 234L100 235V231H99ZM207 234H208V233H207ZM227 234H228V235H227ZM245 234H246V233H245ZM44 235H43V236H44ZM88 235H87V236H88ZM99 235H98V236H99ZM134 235H132V237H131V235H130V236L128 235L129 237H126L127 235H124V236H125L126 238H128V239L133 240L132 238H133ZM208 235H210V234H208ZM226 235H227V236H226ZM236 235H237V234H236ZM252 235H249V236L246 237V238L249 239V238L252 237ZM254 235L256 236L257 234H254ZM254 235H253V237H254ZM87 236H86V237H87ZM109 236H110V235H109ZM109 236H108V239H109ZM136 236H137V235H136ZM210 236L212 237V235H210ZM250 236H251V237H250ZM44 237L47 238V235H45ZM49 237H51V236L49 235L48 238H49ZM114 237H115V236H114ZM120 237H121V239H123L125 242L128 243V244L125 245L124 242H122V240L119 239V240H121L120 242H121V244L123 245V249H125V248H124V245H125V246L129 245V243L131 242V240H127V239L125 240L124 237H123L122 235L119 236V238H120ZM122 237H123V238H122ZM137 237H138V236H137ZM141 237H138V239H140ZM219 237H220V235H219ZM242 237H243V236H242ZM242 237H241V238H242ZM46 238H43V239L46 241ZM48 238H47V239H48ZM222 238L220 237V242H221ZM255 238H258V237L256 236ZM50 239L52 240V237H51ZM84 239L86 240V238H83V240H84ZM218 239H219V238H218ZM234 239H235V238H234ZM244 239H245V238H244ZM248 239H247V240H248ZM44 240H43V241H44ZM85 240H84V241H85ZM116 240H118V239L116 238L115 241H116ZM211 240H212V238L210 239V241H211ZM224 240H226V239H224ZM241 240H242V239H241ZM247 240H246V241H247ZM249 240H250V239H249ZM249 240H248V241H249ZM84 241H83V242H84ZM86 241H87V240H86ZM110 241H111V237H110ZM129 241H130V242H129ZM134 241H135V240H133L132 243H131V244H132V247L130 246L131 244H130L129 246H127V251H128V249H129L130 247L133 248V246H134V245H133V244H134ZM139 241H142V240H139ZM213 241H214V240H213ZM252 241H254V242H252ZM255 241H256V240H251V242H250V241H249V242H250V244L252 245V243H253V244L256 243ZM257 241H258V240H257ZM135 242H136V241H135ZM216 242H219V241H216ZM220 242H219V245H220V244H223V241H222V243H220ZM234 242H235V241H234ZM249 242H248V243H249ZM43 243H44V242H43ZM45 243L49 244L48 241L45 242ZM45 243H44V244H45ZM84 243H85V242H84ZM139 243H140V242H139ZM139 243H138V247H136V248L142 247V246H139ZM224 243H225V242H224ZM228 243H229V241H228ZM228 243H225V245L228 244ZM108 244H109V243H108ZM136 244H137V242L135 243V246H136ZM140 244H141V243H140ZM212 244H213V243H212ZM216 244H217V243H216ZM234 244H235V243H234ZM122 245H121L119 248H118V247H117V248H118V249H121V248H122ZM197 245H198V244H197ZM223 245H224V244H223ZM223 245H222V246H223ZM225 245H224V246H225ZM109 246H111V245H109ZM198 246H200V245H198ZM224 246H223V248H224ZM253 246H254V245H253ZM131 248H130V249H131ZM134 248H135V247H134ZM110 250H111V249H110ZM116 250H117V249H115V250L113 249V251H114V252L112 251L113 253H112L111 251H109V254H110V252H111V253L113 254V256H114L115 254L118 253V250H117V251H116ZM121 250H122V249H121ZM125 250H126V249H125ZM125 250H124V251L122 250L123 252L119 250V254H118V255L122 254V256H121V255H120V256L123 258V254H125V253L127 252V251L125 252ZM200 250H201V249H200ZM206 250H207V249H206ZM115 251H116V252H115ZM203 252H206V251H203ZM114 253H115V254H114ZM128 253H129V252H128ZM128 253H127V254H128ZM204 254H205V253H204ZM209 254H210V253H209ZM129 255H130V254H128V257H129ZM207 255H208V253H207ZM212 255H213V254H212ZM220 255H222V254H220ZM111 256H112V255L110 254L109 257H108V258H109V260H107V261H108V262H107L108 264H109V261L112 260L111 258H113V257H111ZM115 256H117V255H115ZM120 256L115 257V260H114L113 262L116 261V258H117V261H119V259H120L119 257H120ZM124 256H125V255H124ZM218 257H220V256H218ZM223 257H224V256H223ZM125 258H126V261H127V263H128V262L130 261V259H128L127 256H126ZM129 258H130V257H129ZM113 259H114V258H113ZM127 259H128V260H127ZM224 259H226V258L224 257ZM228 260H229V259H228ZM117 261L115 262L116 264L118 263ZM110 262H111V261H110ZM143 262H144V261H143ZM230 262H231V261H230ZM232 262L235 263V261H233V260H232ZM232 262H231V263H232ZM115 263H114V264H115ZM127 263H126V264H127ZM111 264H112V263H111ZM129 264H130V262H129ZM139 264H141V263L139 262ZM142 264H143V263H142Z\"/></svg>",
	"mask_w": 264,
	"mask_h": 264
}]
</instances>
